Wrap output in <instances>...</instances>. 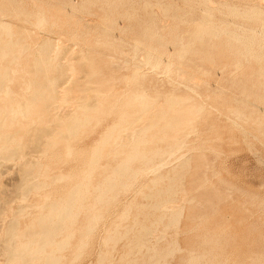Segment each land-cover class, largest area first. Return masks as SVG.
Returning <instances> with one entry per match:
<instances>
[{
    "label": "rangeland",
    "instance_id": "obj_1",
    "mask_svg": "<svg viewBox=\"0 0 264 264\" xmlns=\"http://www.w3.org/2000/svg\"><path fill=\"white\" fill-rule=\"evenodd\" d=\"M145 1H147V0H0V10H2L1 12H3L4 14L5 13H8L7 15L5 14L6 16L3 13H0V18L2 17L3 20H4L3 21L2 18H1V21L2 22H6L7 21V23H8V21L11 22V24L9 23V25L11 26L12 31L15 30V33L17 32V34L19 35V38H22V37H25V36L27 37V35L29 34L28 35V38L30 40L28 38L27 39L29 41H32V42H29V41L26 42L25 41V38L26 37L24 39L22 38L23 39V42L25 41V43H26V44L23 43V44H25L24 46H25V50H26V55H24L25 52H23V53L20 52L19 55H18L20 59L18 58V60H17L20 63L17 62L16 65L15 64L14 65H11L13 67L10 68V70H13V71L16 70V72L14 71L16 75L13 72L9 71V73L11 75L10 77H11V79L14 80V82H13V80H9L7 82V86H8V88L10 90L12 89L11 92H12V94L13 93L15 94V95L13 94L14 97H17V99L23 100L24 98H26V97H28L29 95L32 94V91L30 89L27 88V91H26V84H27L26 83V79H28L29 76L31 78V76L33 75L32 71H33V68H34V63H35V61H37L39 59V58H37V56L39 57V55H40L39 52H38L39 51L38 48L40 49L41 44H43L44 41L46 39H48L47 36H49V39L52 37L53 42H54V45L55 46L58 45V47L57 46L56 47L58 49H60L59 44H57V43H60L59 41H61V39H62L63 36L67 37L66 34H68V37L70 36L69 37L70 39H68V37L67 38H64L63 37V39H62L61 42L64 41L66 44L62 43V44H64V46L62 44H60V45H62L61 46L62 48H64V47L67 48V50H66L67 57L65 59V56L66 55L63 53L65 55L63 57V55L61 53V54L57 55L58 58L55 57V59H54V60H56V58H57V60H56L57 63L56 62H53V63L59 65L60 60H61L60 57H61L62 58L61 62H64V63H62V64L60 63V64L65 67L63 69L66 70V73H68L67 75L68 76L70 75L71 83H72V81L75 82V85H74L73 90H75V89L76 90L75 91H72L68 96L70 97V95H71L70 98L75 99L77 97V93H74V92H78V94H79V92H81V90H79V89L80 88L82 89L83 87H85V85H82V83L83 84H86L88 81H91L92 79H93V82H90V83H93L92 86H95L96 85L95 86L96 88L102 90V92L99 93V95H101L103 93L102 94V97L101 96H98V100L99 101H97L98 103L101 101L100 103H101V107L103 109L101 108V110L99 112L100 114L98 113L99 115H97L98 117H96L97 120L95 119V121L93 122V125L90 124V125H87L88 127L86 126V127L82 128V130H81V132H80V134L78 136V139H77L78 141H75V142L73 141V143H72V154H74V155L71 154V156H73V158L69 155V157L72 158L71 160L70 159L69 160L66 159V158H68V156L67 155L65 156V154H66L65 147L59 145L56 148H50V149H48L47 151L49 152V150H50V152H49V154L48 153L46 154L47 156L46 155L42 156L40 154V153H44L45 154L47 152L46 149L44 151H42V152H38L37 153V155H38L37 157L38 158L36 156H34L36 154L34 150L28 149V150L25 151V155H24L25 158L24 159L22 158L23 160H20V161H17V162L14 161L15 163H13V165L17 164L18 162L20 164L22 162L29 161V160L36 161V159H37L39 161L41 159L40 160V163H42L43 166H46V164H47L46 167H48V169L50 171L49 173L51 175H53V176L54 175H61V176L64 175V176H66V174L69 173V172H70L69 174L75 173V176H78L79 175L78 176L79 178L78 177L77 178L80 181V179H81L80 177H81L82 173H84L83 172V169H84L83 167H86V165L89 167L88 164H90V163H86V159L89 160L88 157H90V156L93 155V152H94L93 149L94 148L97 149V147L100 148L102 146V140H103V137H104L103 134L106 135V137H107V133L105 134L104 131L109 132L110 130H108V128L109 129L113 128V126L116 125V122L122 124V121L124 120V118H123L124 115L121 112L123 110H125L127 112H124L123 111V113L125 115H126V113H128V115L125 116L126 117L125 118L126 122H124L125 124H122V125H127L126 123H128V121L129 122L130 121L132 122L133 121V118L135 119V117H138V116H136L137 113H138V110H139V109L137 110V108L139 107L140 109H142V107H140V104H138V103L139 102H142V101H139V102H136V103H131V106L129 107V105H127V103L129 104V98L131 99V97L128 96L130 93L133 95V96L132 95H130V96L134 97L133 91H135V94L142 93L144 91L145 93H143V94H145V97H147V95H149L148 97L151 96L153 98L152 99V98H148L147 97V101L150 99V100H154V102L157 103V104H153L154 102L152 101L151 104H153L154 107L156 106L158 108L161 105V104L158 105V103H162V105L164 104L163 107L166 105V108L167 109L169 108V106H167V101H168L167 99H169L171 96H172L171 98H174L173 97L174 96L173 94H176L175 95V98H176L177 95L179 96L180 99L185 97L184 98L185 100L182 101V108L185 109V111L187 109L188 110L189 109L190 110H195V109H193L194 107L200 108V107L204 106L205 108H204V110H202L201 113H196L195 112L196 114L194 115V117H192L193 116L192 114H191L192 116L191 115H188V117L186 116L187 118H185L183 116L186 119V120H184L183 123H185V121H187L186 123H188V124H184V126H183L182 123H181L182 126H180V128H178V130L174 129L175 130V133H174V130H170L174 134L177 133L176 135H173L170 131L168 133L167 130H161L160 129V126L165 125V124H163L164 123L163 120H160L159 121V122H161V124L159 125V128H156L155 127L156 130H157V132L155 131L156 134L158 133V129L161 130V131H159V134L160 133L161 134H165L164 131H166L168 133L169 137L166 138L165 136H167V135L165 134L164 137H163V139L164 138L165 139L170 138L171 140H168V141L169 142H171V141L173 142L172 139L175 138L174 141H177L179 139L178 141L184 142L183 140L181 141V139L184 138V140H185V143L184 144H185V146L187 144V146L186 147L183 146V147H185L184 148L185 150L184 149L183 150H180L181 152H179L178 155L175 158H171L170 159L171 160V163L172 162L173 163L177 162V163H175V164L172 163L171 164L170 162L167 161L166 164L168 163L169 165H166L165 164L167 166V167H164L165 169H163L164 164L162 166H160L161 164H158L157 166H160L159 169L162 168L163 171L160 173V172H158L159 169H157L158 171H156V172H158V173L155 172L154 174H152V175H155L156 174L157 176H160V177H161V175H163V177H165L167 175L166 173L170 172L168 174H171V171H172V173L174 172L173 170L176 171L173 174H175V175L177 174L176 175V179L177 180L180 179V181H177V180L176 181L177 182H180L181 185H180V183H177V192H176L177 194L176 193H173V194H176L175 196L173 194H169L168 193L171 196V202L172 203L170 202L167 207H170V204H172L171 206H173L174 203H175L174 206L176 204L181 205V207L184 206L183 207V210L181 208V210L183 211V215L180 217L179 225L178 224H175L174 225L175 227L176 226L177 227L179 226V227L178 228L177 227L176 228L175 227L173 228V225H172L171 227L173 229L172 228L169 229L170 226L167 223L170 222V221H168L170 219H168V220H166V219L169 218L168 217L169 215H171V214H169L170 212H168L170 210L167 211L166 209H155V205H156L157 202L153 198H151V197H153V193H154L155 189H158V191H159L160 188H163L162 186H165L166 185V186L169 187V184L166 181H168L170 179H168V180L165 179L163 182L161 181L162 183L160 182L159 184L158 183L155 184L152 180L155 178L154 179V181H155L157 178L159 179V177H155L156 176L155 175V176H153L154 178H152L151 172H149L150 175H148L149 173H147L148 172L147 171L145 173H147L148 176H146L145 173H144V174H142L140 176L139 179L137 178L134 181V183L132 182L134 184V187L133 188L131 187L133 185L132 184V185H129L131 188H128V187L126 188L127 190L129 189L128 191L125 190V192H124V191L121 190L122 192L121 191L118 192V194H119V196L117 194V198L118 199L115 197L116 201H115V199H114V201H112L111 207H108L109 208V211L108 212H105V210L107 211V207L106 206H110V203H108L109 205H104L105 206V207L103 206L104 208L102 207V208L98 209V207L97 208L94 207V209H93L92 208L93 207L92 205L94 203V198H91V196L88 197V199H91V200L87 201V203L90 202L89 205H91V207L88 206V208H89V209L87 208L88 209V212H85V214L84 213L81 214L78 217V220L76 218L77 221L74 220V223H77V224H74L73 225V229L71 228V230L72 231L74 230L75 235L73 236L74 238H71L70 241H69V246L67 247L68 248V251L65 248L66 251L64 250V251H62L63 253H61V252L59 253V255H61V257L62 256H65V258L62 257V261L61 262H64V264L66 262H67L66 264H143V263L144 264H149V263H151L154 260V259H152L154 256L160 255L162 257V259H161V263L162 264H190V263L191 264H195L193 262H198L197 264H200V261H201V264H203L205 260H206V262L207 261L209 262L211 259L215 258V253H216L217 254L216 256H218V257L215 258V259H213V260H211V262L215 260L214 261L215 264H217L219 261H221V262H219L218 264H220V263H222V264H225V263L226 264H240V263L241 264H250L251 262H253V264H257L258 262L260 263V261H261L260 264H264V103L260 102L261 100H263V102H264V80H262V77L264 78V74L263 75L262 74H259L260 72L264 71V68H263V70H260V69H262L261 67H262V63L264 61V56H262L263 59L261 58V60H262L261 63H260L261 60H258L259 62H256V61H254L256 59H253L252 57L251 58L253 59V61H252V59L250 61H247V60L250 59V57L247 56L249 59L246 58L245 55H248V54H246L243 51V49L242 50L240 49L241 47H244L243 46V43H240L239 42V46H238V41H237V44L236 43H232V42H235V40L233 41L228 36V39L231 42L230 43V42H228L229 40L227 41V35L221 34L222 36H218L219 39H218V37L217 38L215 37L216 43L221 40L220 41V45H218L219 43L218 44H215V41L213 40L214 37L212 38V36H206L204 38V40H206V43H208V44L210 43L209 44V49H208L209 51L207 53V56L206 57H203V60H202V57H199V56L197 58H195L196 60L194 59L195 61L193 60V62H191V64H190V66H192L191 69H190V66H189L188 67V70L190 69L189 71H191V70L194 71L193 73L191 71V73L194 74L195 76H197L196 74L199 75V73H201L202 71L205 72V70L206 71L208 70L210 72V74H208L209 72L207 71L206 73H204V75L207 74V76L205 75L204 78H209V81H208V79H206L207 81L206 80H203V76H202L203 75L202 74L203 72H202L201 75L198 76V77H200L201 80H203L202 81L203 84L201 82L202 85L200 84L198 87L192 88L191 90L190 89H187L188 87H186V86L188 84H185V82L183 83V81H184L183 79L184 78L182 79L180 77V74H181V76L183 75L182 74V71H181V69L183 67V63L178 58L179 57V53L178 52L182 48L181 45H184L185 46L186 43H187V41L189 43V41L192 39V37H191V39H189V37H190L189 35H191L189 33L192 32V31H194V32L197 31L198 27H196V25L197 26H198V24L200 25V23H198L197 20H198V18L203 17L201 15H203L202 14V11H203V13L205 12V9L206 8L204 7L205 9H203V6H205V5H203V6L201 5V2H202L201 0H199L200 3L197 0H193V1L196 2V4L193 5V7L195 6L194 7L195 10H196V7L198 6L197 11L194 13V9L191 6L192 5L191 3H193L192 0L185 1V2L183 0H176V1L175 0L174 1L173 0H164V2H161V4H160V1H163V0H159V1L153 0L154 3H152L153 2L152 0L151 1H148L147 3H145ZM171 1L178 2V4L175 3V5H176V7L178 5L181 8L180 11L183 12L182 15H184V13H185L184 11H186V10H187V12H190V7H191V11H193L192 12L193 13L192 16H190L189 13H187V12L185 14V17L182 16L181 15V12L179 11V8L177 7L178 10L176 11V13L174 11V14H173V11H170L169 13L166 14V15L169 14L168 17L166 16L168 18L167 19L166 17L164 18L165 14L162 11L161 12L164 15L162 16L161 13L159 14V11H158V9H156V7L153 8V9H155L153 11L151 8H149V7L146 6V5L151 4V3H152L151 5H156V3H157V5H161V6H164L166 4L165 7L173 6V10H176L177 8H175L174 3L171 2ZM233 1L234 0H231V2L229 0H226V3H225V1L223 2V0H221V2H220V0H217V1L215 0L214 1L215 3H214L213 6H215L216 3L219 2L218 5H216L217 8H218V6H219V8H221L220 6H222V5H223L222 6L223 8L225 6H226L225 8H227L229 4L233 3ZM170 2H171V5H170ZM18 3H22L23 5H21V4L19 5ZM33 3L35 4V6L37 8L34 7V4ZM197 3H198V5H197ZM59 4H61L62 6L59 5ZM67 4H74L75 5V9L72 12L73 14L71 12H70L71 14L69 12H68L69 14L68 13L63 14V12H66L63 6H65ZM199 4L202 6V9L201 10H199L201 8V6ZM14 5H16L18 7L14 6ZM10 6L11 7L14 6L12 8L15 11L14 13L11 10ZM19 6H21V7H19ZM49 6H51V8ZM142 6H144L143 7V10L141 8ZM15 7L17 9L18 8H24V9H18V10H20V12L23 13V14L21 13V15H23L25 17L19 15V16H21V18L20 17H19L20 19L19 18H16L17 22L15 21V19H13L18 14L17 13L18 10H16ZM26 7L28 9H25ZM33 7L35 8L34 10H33ZM38 8H40V12L38 11L39 12L38 13L39 15L37 14V11H35V10H39ZM182 8L184 9V11H182L183 10ZM242 8H240V9H242ZM4 9H7L8 12H6V10H4ZM31 9H32L33 12L31 11ZM147 9H148V11H147L148 13L146 12ZM224 9L221 8V9L215 11V16H216V13H218L217 15L219 16V18H216V20H215V18H213V22L214 21H216V22L220 21L219 19H220V16L221 15L219 13H221V11H222V13H224V12L225 13L226 12L228 13L229 12L227 9H226L227 11L224 10ZM21 10H23L24 12L21 11ZM155 11L157 12V14H154V13H156ZM27 12H28L29 15L31 14L30 15V20H29V15L27 14ZM41 12L46 17V18L43 17V20H44V18L47 19V20H46L45 24L42 25L44 28L41 26L42 28L41 27L38 28V29H40V31L38 29H36L37 30L36 31L34 29L37 28V26H40V25H37L36 26V24H38V22L36 21V19L37 18H41L43 16L41 14ZM9 13H12L14 15V16L13 15L12 16H9L10 18L13 17L12 18L13 20L8 19V15H10ZM15 13H17V14L15 15ZM33 13L35 14L34 16L36 18L35 19L36 22L31 21L32 19H34L33 15H32ZM60 13H62V14H60ZM170 14H171V16L172 15H177L179 19L178 18H174L173 16L171 17ZM194 14H195V16H194ZM26 15H28V16H26ZM150 15L152 16V18L154 17L153 19L152 18L151 19L153 21L155 19L156 21H154V23H157L160 28H158V26L156 24H154L152 20H149L148 17H151ZM222 15H224V14H222ZM227 15L228 14H226V16ZM51 16H52L53 19L50 18ZM65 16H66V18H65ZM103 16H105L106 18L103 17ZM179 16H182V18L180 19ZM226 16L224 15V17L225 18H228V19H224V18L222 19L223 16L221 17V20H225V22H226L225 23L223 21L224 23H222V24H224V25L226 24L227 25V23L230 22L229 23L230 25H227V28H224V27H226V25L225 26L222 25L223 27H221V29L223 28L222 30H224V29H229V30L232 29V30H234L232 27L230 28L228 26H231V24H232L231 20H235V18L233 19V17H231L229 15L227 17ZM6 17H7V19H6ZM58 17L61 20V22H59V23H58V21H60V20L58 19ZM22 18H23V21L24 22L22 21ZM24 18H27L28 21L26 19H24ZM68 18L74 21V24L75 25L73 27H71L72 25H70V27L72 29L69 27V24H73V21H69ZM147 18H148L150 24L148 23ZM236 19H238V18H236ZM20 20H21V22H20ZM37 20L40 21V19H37ZM65 20H68V21H65ZM180 20H182V21H180ZM195 20H196V22H195ZM240 20H242V19H240ZM41 21H42V18H41ZM186 21H189L190 23L189 22H186ZM199 21L201 22V18H200ZM236 21H234V26H235V24L236 25H238V24L241 25V21H240V23H238ZM242 21H243V23H242L243 25L246 24V26L249 25L248 28L251 27L252 24H250V23L247 24V22L244 21V20H242ZM30 22H31L32 25L29 24ZM49 22L51 24H49ZM52 22H53V24H56V25H53ZM62 22H65V23L67 22L66 25L68 24V26L65 27L66 25L65 26H64V24L62 25ZM221 22H218V24H221ZM33 23H34L35 26H33ZM46 23L49 24V25H47ZM120 23H122V24H120ZM147 23H148L149 26L147 25ZM163 23H165V25L162 26ZM195 23H197V24L195 25ZM59 24H61L63 26V28H62V26L59 27L58 26ZM113 24H114V26H112ZM151 24H153V25H151ZM27 25L28 26H32V28L31 27H27ZM44 25L47 26L46 28H48V29H45V26ZM214 25H216V23ZM50 26L51 27L55 26V27L51 28ZM104 26L108 30V37H106L107 35L104 32V31L107 32V30L104 29L105 28ZM232 26H233V24H232ZM56 27H57V29L59 28L58 30L60 32L55 29ZM148 27L149 28L152 27L154 29L153 31H155V29L157 28V30H156L157 33H155L156 32L155 31L154 34L152 33L153 35L149 34V32L151 33V29L152 28L149 29ZM200 27H199V29H200ZM237 27L235 28L234 31H236ZM241 27H242L241 29L244 30V27L245 26H242L241 25ZM29 28L31 30H34V31H32V32H34V34L32 32H30L31 30H28ZM60 28H62L63 30L65 28H66L65 30L68 29L66 31L67 33L64 34L65 33V30L63 31ZM164 28H165L166 31H165V34H163V35L161 34L162 36L160 35L161 38H164L163 40H161V38L157 34H158V32L159 33H162V31H164ZM42 29H44V30H42ZM99 29L102 30L103 32L99 31ZM144 29H146L145 30L146 32H144ZM147 29H149V30H147ZM167 29L168 30L170 29V30L167 32ZM217 29H220V25H219V27ZM241 29H237V30H240L241 31ZM22 30H24V31H22ZM26 30H27V32H26ZM79 30H80V33H78ZM110 30L111 31L114 30L115 33L114 32H109ZM53 31L54 32L56 31L55 34H57V32H58V34L55 36V34H52V33H54ZM68 31L70 32V34H69ZM74 31H76L81 36V38H83V37L85 38L84 35H86L87 37H89L90 42H94V41H95V43L96 42H99L98 44L96 43L98 46L97 45L96 46H93V43L88 42L89 39H87V41H83L86 38L85 39L83 38V40H82L83 42H81V40H79V42H77L76 40L79 39L80 36L78 34H77V36L73 35V34L76 33ZM85 31H87V32H85ZM98 31H99V34H97ZM134 31L136 32V34H135ZM40 32H41V34L38 36V34ZM42 32H43V34L45 36H43ZM45 32H47V33H45ZM48 32H50V33H48ZM61 32H62L63 35L61 34ZM83 32H84V35L82 34ZM133 32H134V34H133ZM137 32H139V33H137ZM142 32H144V33H142ZM173 32H174V34H173ZM85 33H87L89 36L87 34H85ZM102 33L105 35V37L103 36ZM145 33H148V36H153V37L152 38L151 37L150 38L149 37L148 38L147 37L145 38L144 36H147V34H145ZM17 34H13L14 39L17 38V36H18ZM59 34L62 37H60ZM142 34H144V35L142 36ZM3 35L0 34V36H2L3 38L4 37L6 38V35H4V36ZM15 35H17L16 38H15ZM30 35L32 36L31 38L29 37ZM156 35H157V38H158L157 41H156ZM192 35H194L193 32H192ZM73 36L76 37V38L78 36L79 37L75 40ZM132 36H133V39H132ZM2 37H1V39H3ZM96 37H98V40L99 41L96 40ZM7 38H6L7 41L10 40L9 39L10 38L9 36ZM57 38L60 39V40L57 41L58 40ZM186 38H187V40H186V43H185L184 40ZM1 39H0V41H1ZM130 39L131 40H134V41L135 40H138V42L139 41L142 42L141 40H143V43H140L139 42L140 49H138V50H141L143 48V50H141L139 52L136 51L135 50V44L137 43V41H135V44H134V42L131 41ZM147 39H148V41H147ZM210 39H211V41H210ZM6 40L4 42H6ZM178 40H180V41L177 43ZM40 41H43V43H41ZM158 41H160L161 43H162V41L165 42L166 43V46H168V49H167V47L165 46L164 43H163L164 46H162L160 43H158ZM226 41L229 44H232V46L233 45H236L233 48H235V47L237 48V46H238L239 48H237V49L239 51L237 52V50H232V47L230 49V46H228V43H224ZM76 42L79 45H77ZM86 42H88V43H86ZM146 42H148L151 46L153 44L154 49H152L153 48L152 47L151 50H150L149 49L150 48V45H148V43L146 44ZM155 42H156V49L157 50L155 49V45H154ZM3 43L0 42V47L3 45ZM27 43H28V45H27ZM103 43H104L105 46H103ZM39 44H40V46H37ZM123 44H124V47L125 48L127 47L126 50H125L124 47H123L124 49L123 48L121 49V47L123 46ZM128 44H129V46H128ZM131 44L134 45L133 46L134 48L132 47ZM141 44H142V46L146 45L145 47H147L150 52L147 51V53H144L143 51L147 50V48L142 47ZM176 44H178V45L180 44L179 45L180 49H179V47ZM224 44H225V46H224ZM241 44H242V46H240ZM65 45H67V46H65ZM160 45L162 46V50H161L160 47H158ZM215 45H216V49L214 50ZM29 46H30V49L27 50L29 48ZM36 46H37V48H36ZM75 46H77V47H75ZM217 46H219V47H217ZM129 47H132L131 48L132 50L134 49L133 50L134 51L133 53H130L132 51H131V49ZM176 47H178V50L179 51L177 49H174ZM72 48H74V50ZM87 48H89V49H87ZM158 48L160 49V52L161 51L164 52L162 55L165 54V56H164L163 59H165L167 57L165 59L166 61L162 59V61H161L162 64H160V67H158L157 70H156L155 67H149L147 65H143L145 67H141L142 69H140V71H142V73H141L142 76L140 77V80H141V78H142V80L141 81L139 79L137 80V81L140 82V84H139V82L137 83V81H136L137 84L134 83L135 85L132 84L134 86L131 85L132 87H134V89L136 88L137 91L134 90L132 87H128L131 84V83H129L130 81L128 79L136 71L135 70L136 69V65H140L139 62L141 63L142 60H144L146 58V56H147V55H144L145 58H142L141 56H143V54L141 52H143L144 54H148V52H149L148 56H153V55L155 56V55H158L160 53ZM255 48H256V50L257 49L259 50V51L257 50V52L261 53V55H264V51L261 52L263 50V49L261 50V47L259 48L258 46H256ZM35 49H37V50H35ZM90 49L91 50L94 49V51L93 50L90 51ZM83 50L85 52H83ZM87 50H88L89 53L87 52ZM122 50H124L126 53L123 52ZM127 50L128 51L130 50L129 53L127 52ZM155 50L158 51V52H156ZM172 50H174V52ZM231 50L233 52H231ZM74 51H77V52H74ZM118 51L123 52L122 55H120L121 53L118 52ZM176 51H177L178 54H176ZM27 52H28V54H27ZM72 52H73V55H72ZM95 52H97V53H95ZM154 52H156V54H153ZM209 52L210 53L212 52V53L210 54ZM240 52L241 53L243 52L242 53L243 56H242V54ZM79 53H80V55H78ZM127 53L129 55L131 54L130 55L131 57L129 56V60L127 59V56H128ZM136 53H139L140 60L137 59L139 57H138V55L136 56ZM140 53L142 55H140ZM167 53H168V56L169 57L167 56ZM173 53L175 55H177V56H173L174 55ZM239 53H240V56H239ZM27 55H29V57ZM72 56H73V58H72ZM81 56L84 57V58L89 59V61H91V59H93L91 61V62H94V66L92 67V71H93L92 73L93 74H91V73H89V75H88V73L86 74V72L84 71V69H86V68L84 67V63H83V61L85 59L84 58H81ZM90 56H92V57H90ZM133 56H134V58H132ZM170 56H171V59L169 61L168 59L170 58ZM21 57L23 59H21ZM34 57H36V58H34ZM214 57H215L216 60H214ZM1 58H2V56H0V60L3 59L2 61H0V64H1L0 65V70L3 69V68H5V67H7V65L9 64L8 63V61H9L8 58H6V59L5 58H2L1 59ZM24 58H26V59H24ZM74 58H76L77 60L79 58V60L78 61L77 60L71 61V59H74ZM176 58H178L179 62H178V60ZM244 58L247 59V60H245ZM63 59H65L66 61L63 60ZM80 59H84V60L81 61L83 64L80 63ZM131 59H136V60L134 61V60H131ZM197 59H198V61H197ZM76 61L79 62V63H74ZM125 61H126L127 64L125 63ZM137 61H139V62H137ZM163 61H164V63H163ZM239 61L240 62H243V63H241L243 66L242 65H238L240 63ZM65 62H66L67 65H64ZM171 62H174V63H172L173 66L171 65ZM176 62H178V63H176ZM4 63H5V65H4ZM69 63H71V64L74 63V65H69ZM167 63L170 65V67L172 66L171 69H174L175 71H177V69H178L179 71H177V72L179 74L177 72H175V71L173 72V70H172L171 72H172L173 75H171L170 74V71H169V70H171V69H169L170 68L169 65H168L169 68L167 67L168 69L165 67V65L167 66ZM175 63H176V66L178 64L177 67H175ZM54 64H52V66ZM196 64L198 66H200V67L201 66H203V67L205 66L204 69L205 68L206 69L203 70V67L197 69V65ZM61 65H59V66L61 67ZM77 65H78V67L80 69L79 72L77 71L79 69H76V71H77L76 72L75 71V68H74V71L73 72L70 71L71 74L72 73H75L76 74V77L74 78L73 76H75V75L73 74V76H72L71 74H69L68 69L69 70H72L73 68L71 66H77ZM92 65H93V63H92ZM133 65H135V67ZM161 65L164 68H166V69H164ZM236 65H238V66H236ZM82 66L84 67V69H83ZM235 66L238 67V68H240V67H242V68L236 71ZM263 66H264V64H263ZM54 67H55V65H54ZM78 67H76V68H78ZM148 67L151 68V69H149ZM193 67H195V68L193 69ZM20 68L21 69L23 68L22 69L23 71ZM144 68H146V69H144ZM160 68L164 69V71L166 70L165 73L166 72H169V74L166 73L167 74L166 75L164 73V71L161 70ZM143 69L144 70H147V73H150L151 75L146 74ZM154 69L157 72H159V73H157V72L155 73L154 72L155 71ZM150 70H152V71H150ZM160 70L163 71V72H160ZM195 70H196V74H195ZM26 71L28 72V74H27ZM94 71H95V75H94ZM143 71H144V73H143ZM17 72H19V73H17ZM29 73L31 75H29ZM51 73L53 74V72H51ZM77 73H79V74H77ZM17 74H21V76H22V74H24V77H25L24 80H25V82L23 81V79L21 80L23 82L19 81L21 83L20 85L22 87L21 86L19 87V82L16 81V80H20V77H18ZM81 74H83V76H81ZM143 74L146 75V76L149 75V77H147L148 80H147V78H145L146 80H144V75ZM14 75H15V77H14ZM174 75H178L177 76V80L178 81H176V76H174ZM90 76H92L93 78L90 77ZM120 76H122V77L124 76L125 77V78H123L124 80ZM166 76H169L171 78L172 77H175V78H172V79H174L172 81L171 78L169 79ZM259 76H261V77H259ZM32 77H34V76H32ZM22 78H23V76H22ZM30 78H29V80H30ZM85 78H86V80H85ZM260 78H261V81H260ZM256 79H258V81ZM180 80L182 81V83H181ZM84 81L86 83H84ZM125 81L128 82V83L126 82V86L128 87V89H126V86L124 85L125 84ZM142 81L145 82V83H147V85H145V83L143 84ZM175 81L177 83L179 82L180 84H183L184 86L179 85V84L177 85V83L175 84L174 83ZM259 82H260V84H259ZM15 84H17L18 87L15 88V86H16ZM80 85H82L83 87L80 86ZM136 85L137 86L140 85L138 87L141 90ZM141 85H143L144 87L141 88L142 87ZM144 88H145V90H142ZM198 88H200V89H198ZM194 90H195V92H194ZM191 91H193V93H191ZM158 93L161 94V95L159 96ZM72 94L73 95L76 94V96H73L72 97ZM168 94H170V95L168 96ZM165 95H167V96H165ZM261 95H263V96H261ZM80 96H81V99H80ZM80 96L78 95V97H77V100L78 101L76 99L75 100L72 99L73 101H71V99L68 98V102H70L71 104H74L73 106H77L78 107V105H80L78 103L79 102L81 103L82 102V99H83L82 98L83 95L81 94ZM127 96H128V98H126ZM153 96H155V98H160V101L158 102L157 99H156L157 100L156 101ZM187 96L188 97L190 96L191 98L190 97L188 98ZM164 98L165 99L167 98L166 99V104L163 103V101L165 100ZM179 98H177V99H179ZM186 98H188L189 100L190 99H192V100L189 101V102H187L188 99H186ZM258 98L260 100H258ZM1 99H0V108H2L3 105H4V103H5L3 97H1ZM79 99H80V101H79ZM115 100H117L118 102L120 101L119 103H117L116 108H114L115 106L113 107V105L116 104L115 102H117ZM121 100L124 101L123 103H126L125 104V107H128V110H130V111H128L127 108H124V105H121L122 104V101ZM104 101H106V102L110 101V102H108L106 104ZM147 101H146V104H150L149 103L150 101H148V103H147ZM102 102L104 103V106L106 104V107L109 104H113V105H109L106 108V107H103L102 106V104H103ZM143 102H144V100H143ZM143 102H142V104H143ZM185 102H187V103H185ZM67 103L65 104V107H63L64 110H62V108H61L64 104H62L61 107H59V105L56 106V107L57 108H60L62 111H65V108H66ZM70 103H69V105H71ZM132 104L133 105L135 104L134 105V108L132 107ZM119 105H121V106H119ZM144 105H145V103L143 105H141V106H144ZM197 105L198 106L201 105V106L198 107ZM73 106H70L69 107L70 109L67 107V109H66V112H68L67 114H71L70 112H72L71 110H73V108H74ZM56 107L53 106L51 108L50 113L52 111L58 110V109H55ZM111 107H112V109H110ZM156 107H155V109H156ZM119 108L120 109L123 108V110H121L120 112H118L119 111ZM135 108H136V115L134 116V115L131 114V112L133 114H135V112H134L135 111ZM75 109H78V108L75 107ZM133 109H134V111H133ZM160 109H162V108H160ZM164 109H165V107H164ZM167 109H165V110H167ZM61 110H60V112H62ZM69 110H70V112H69ZM156 110H159V108L156 109ZM77 111L78 110H76V111L74 110L72 112V114H74ZM238 111H239V113H238ZM56 112L58 114H56ZM56 112H52L50 114V115H52V114L56 115V116H54V115L49 116L50 119L47 118V116L49 115V113L44 114V113L40 112L41 114H43L42 115L43 118L40 117V115L38 113V116L37 117H36V114L34 115V117L31 116V118H29V122H28V119H25V118H21L20 117V119H19L20 121L17 120L16 122H13V124H11L9 126V128L7 129L6 132H8L11 135L13 133V135H16L17 138H20V135H21L22 138H24L27 141L29 139V141H30L31 139H34L35 138V136H34L35 135V132H38V130H39L40 127L41 128L42 127L44 128V127L49 126V124H47L49 122V120H50V124L51 123H54L53 125H55L56 124L55 122H58L59 121V118L63 117V114H61L58 111H56ZM62 113H64V112H62ZM138 114H140V113H138ZM170 114H172V113H170ZM121 115H122V117L119 118V116H121ZM197 115H198V117H197ZM127 116H129L128 121H127ZM130 117H132V118H130ZM56 118H58V119H56ZM98 118H99V120H98ZM103 118H105V119H103ZM122 118H123V120H122ZM37 119L40 120V121H38ZM42 119H43V121H42ZM100 119H102L101 120L102 122L100 121ZM188 119H190L191 121L188 120ZM18 121L20 122V125L21 126L17 123ZM33 121L35 122L34 125H32L34 123ZM258 121L262 122L263 124L262 123L260 124ZM36 122H37V124H36ZM189 122H192V123H189ZM233 122H235V123H233ZM256 122H257V124H256ZM27 124H29V125L31 124V125L30 126H27ZM94 124H96L97 126L94 125ZM13 125L16 126L15 129H14V126ZM190 125H192V126H190ZM94 126H96V128ZM33 130H35V131H33ZM153 130L154 129L152 128V131ZM16 131L19 133L18 135H17ZM28 131H29L30 134L28 133ZM89 132H90V135H88ZM91 132H92V134H91ZM155 132L152 133L151 132V129H150L149 131H147L144 134V137H146L147 139L149 138L148 140H151L153 137L154 138L156 137V136H153ZM110 133H111V131L108 133V135ZM181 133H183V134H181ZM25 134H28V136L25 135ZM81 135L84 136V138H80ZM100 135H102V136H100ZM162 136L163 135H161V138H162ZM100 137H102L101 142L99 140ZM106 137H104V138H106ZM156 138L160 140V138H158V137H156ZM156 138H155V140H157ZM95 140L97 141L96 143H95ZM152 140H151V143H152ZM166 141L167 140H165L163 142H166ZM168 141L166 142L167 145H166V143L161 142V145L159 143H157V145L158 144L159 145H158V147L157 146L156 147L157 148H160V150H163V147L169 146L168 145ZM155 142H158V141H155ZM173 143H175V142H173ZM99 144H101V146ZM111 144H112V146L114 148H117V146H118V145L117 146L116 145H113L114 144L113 141L111 142ZM153 144L156 145L154 142L152 144H149L150 146L148 145V143L145 145L146 147H150V148L152 146L151 149L148 148V151H150L149 153H152L155 150V149H153ZM169 144H171V143H169ZM95 145H97V146H95ZM145 146H144L143 150L146 149ZM92 147H94V148H92ZM108 147H109L110 150L108 149V151H107L106 148H108ZM124 147L126 149H128L126 146H124ZM156 147L154 146V148H156ZM157 148H156V150H159ZM121 149H123V148H121ZM126 149L124 151H126V153H127L130 148L128 150H126ZM75 150H76V152H74ZM115 150H117V149H115ZM103 151L108 153L109 151H113V150H112V148L109 145H107L104 148ZM26 152L27 153L30 152L31 155H29L30 153L27 154ZM104 152H103L104 155H102V156H105L106 155L105 157H107L109 155L108 156L109 157L108 159H110L111 157H113V154L116 153V151L115 152H110V154H107V153H104ZM60 154H61V156H60ZM182 154H184V156H186V155H188V156L184 157V156H182ZM123 155L125 156L126 154L123 153ZM123 155L121 156V154H120L118 156L116 155V158L114 157L116 159V163L117 164L114 163L115 162V159L114 158H113V160H114L113 163H111L113 161L112 159H110L112 161L109 160L110 164H112V165L114 164V166L111 165L112 167H110V164H108V162H107L108 159L105 158L107 160L106 161V160H104V157L101 160H104L105 162L101 161L100 164H101V166H104L105 164H103V163H106L109 166L108 165L107 166L105 165V166L106 167H110V169H111L113 167H116L117 165H119L122 162V160L125 158ZM180 155L184 158L183 161H182L181 158H179ZM82 156H84V157H82ZM119 156H121L122 158H119ZM189 157H190V159H189L190 160V163H187L186 165L190 164V167L188 165L187 166V169H186V165H185L184 161H185V159H188ZM177 158H178V160H177ZM118 160H119V162H117ZM189 160L188 161L186 160V161L189 162ZM64 161H67V162L65 164H63ZM156 161L159 162V160H156ZM180 161L182 163H184L185 170H183L184 169L183 167H182V169H179V168H181V165H182V163ZM82 162L83 163H86V165L85 164L84 165L82 164L83 166L79 167V165H81ZM87 162H89V161H87ZM6 163H5V165H8V166H5L2 169L6 170L7 169L6 167H9L10 166L9 168H11V170H6V174L5 175L1 174V172H0V199H1V197L3 198V199L0 200V202L2 201L6 205V207H7V208L5 207V209H6L5 211H4V208H3L4 206L3 207L1 206V208H3V209L0 208V247H2L3 246L2 244H4V242H3V241H5L4 238H7L8 237L7 233L5 234V230H7L6 227L9 224V220L11 222L12 219H13V216H15V215H12V214H14L13 212L18 209V206H19L20 209H21V206H22V209H24V208L26 209V210H24V213H23V210H22V213L21 212H18V214H17V211L19 209L15 213L19 217L20 230L21 231H24L25 229H27L26 227L31 226V224H33V223H35L37 221V219H36V218H38L37 216L40 217L41 215H44V214L47 213V209H45L44 211L42 210V208L40 209L41 205L43 203H45V201L42 200L43 198L45 199V197H46V195H45V197H43L45 193H47L49 195H51L50 193H52L53 195L56 194L58 196L64 195L62 199H61V197H58L56 195H54V196L52 195L53 197H48L49 195H47L48 202H55L53 199H55V200L58 199V200H56L58 202L59 201V198H60V201L66 199L67 196H65V194L68 195V193L74 188V186L79 183V182H77L78 180L76 181L77 178H75L72 175L73 176V180H69V181H71V182L76 181L77 183L76 182H74L75 184L70 183L71 184L70 187H68L66 185V183L68 184V182H69L66 179L65 180L67 182H65L63 180L61 183L60 182H57L56 184L54 183V185L51 183L52 185L51 184H48L47 186H49V187H46V189H44L43 191H41V192H34L35 194L34 193H31L30 196L28 197V199H25L24 200L22 198V200H24L23 203H22L21 198L17 197L18 198V201H16L17 200L16 198H14V197H16V195L14 196V188L16 189L17 188V185H20L18 182L20 181V179H19L20 177L19 176L21 174V168H20L19 164L13 166L11 161H9V164H8V162H6ZM100 164H99V166H100ZM136 164L138 165V163H136ZM178 164L180 166L179 168H178V166H176ZM61 165H62V167L60 168ZM101 166H100V169L102 168L103 170L102 171L101 170L100 171L99 170L98 171L96 170V173H95L94 177L97 176L96 178H98V179L96 180V178H94L95 180L93 179V181H94V182H92L93 184H95V183L97 184L96 181H99V178L101 179L99 181V183H101L102 179L103 178L105 179V177L107 176L106 172L108 173V175L110 174L109 173L110 169L106 171V170H104L105 167L103 168ZM55 167L56 168L59 167V169L61 171L58 170V169L56 170ZM88 167H86V169ZM174 167H176L178 170H176ZM78 168L82 170V173H81V170H79ZM171 168L173 170H171ZM2 169H1V171H2ZM53 169H55L56 171L53 170ZM70 169H71V171H70ZM86 169H84V171ZM78 170L80 171L79 173L77 172ZM186 170L188 172L190 170L191 171L189 173L186 172L187 173L186 174L185 173ZM103 171H105L104 174H103ZM4 172L5 171H2V173H4ZM99 172H101V173H99ZM100 174H103L104 176L103 175H100ZM159 174H161V175H159ZM99 175L102 176V177H100ZM171 175H170V178H175L173 175L172 176ZM168 176L169 175H167L166 178ZM69 177H70V175H69ZM71 179H72V177H71ZM16 180H17V182H16ZM169 182H171V181H169ZM150 183H152V184L154 183L153 185H155V186L158 184V186L160 185L159 186L160 188L159 187L154 188L155 186L152 185L153 188H154V190H152V189H150V187H152V186H148L147 187V185H151ZM164 183H165V185H164ZM70 184H68V185H70ZM93 184L91 186H93L94 189H95V187L98 184L97 185L96 184L93 185ZM178 186H180V187L183 186L184 187V188L181 187L183 190L185 189L183 191V193H181V190L182 189L180 188L181 189L180 190ZM11 187H13V189ZM93 187H90L89 188V192H92L91 188L93 189ZM145 187H147L148 189L145 188ZM6 188H8V190H6ZM67 188H68V190H67ZM69 188H72V189L69 190ZM142 188L144 190H142ZM164 188H163V190L166 192L167 188H165V189ZM10 189L13 190L12 193H11V196L12 197L11 196H8V194L7 195H4L6 192H8L10 194V192H11V191H9ZM1 191L3 192L2 194H1ZM4 191H6V192L4 193ZM48 191H50V192H48ZM149 191H151L152 193H150ZM164 191H163V193H164ZM142 192L146 196H142V197L139 196L140 193H141L140 195H143ZM157 192L155 191V193H157ZM178 192H179V194H178ZM36 193L37 194L39 193V194L37 195ZM149 193L152 196H150ZM185 193H187V194H185ZM166 194L167 193H164V195L168 197V194L167 195ZM184 194L187 195V196L188 195H190V196L186 197V196H184ZM180 195L181 196L182 195L184 196V199H183V204L185 203L184 205L183 204H179V201H180V203H182L181 199L183 198V196L181 197ZM39 196L40 197L42 196L43 198H41L39 200V198H40ZM179 196H180V199H179ZM138 197H140V199H137ZM146 197H147V199H146ZM185 197L187 198V200H185L186 199ZM191 197H194V198L196 197V198H195V200L194 199L191 200ZM7 198H8V200H7ZM143 198L146 199V201ZM173 198H174V200H172ZM175 198L176 199H179L178 202H176L177 200ZM49 199H51L53 201H50ZM13 200H14V204L12 202ZM136 200H138V201H136ZM149 200H151V201H149ZM189 200H190V203L191 204L190 203H188V204L186 203V201L189 202ZM6 202H7V204H6ZM27 202L29 204L31 203L29 205L30 206L29 207L30 209L27 208L28 207V203ZM138 202L141 203V205H139ZM3 203H2V205H4ZM20 203H22V205H18ZM37 203L39 205V208L36 209V207H38ZM10 205H13V206H10ZM135 205H136V207H138V209L135 208V210L133 209V211H132V208H134ZM178 205H176L175 207H178ZM23 206H24V208H23ZM140 206H142V207H140ZM145 206L149 208V210L147 208L148 212H147V210L145 208H143ZM139 207H140L141 211L143 210L142 213L146 211L145 212L146 215L142 214L143 216H141V211H140ZM90 208H92V210H90ZM170 208H172V207H170ZM87 209H86V211H87ZM136 209H137V213H136ZM144 209H145V211H144ZM152 209H154V210H152ZM40 210L43 211V212H41ZM97 210H99V213H97L98 212ZM150 210H152V211H150ZM29 211H31V212H29ZM90 211H92L93 213L90 212ZM100 211H101V214H100ZM125 211H127V212H125ZM157 211L160 212V215L165 216L163 218L166 220V222L164 221V219H163V222L160 220V219H162L161 218L162 216H160L159 215V212L157 213ZM163 211H165L166 214ZM4 212H7V214L4 213ZM38 212L40 214L41 213L42 214L40 215V214H38ZM123 212H124V214H122ZM154 212H156V213H154ZM184 212H186V213H184ZM19 213H20V215H19ZM89 213H91V214H94L95 213L94 215H98L99 214L102 217L104 216L103 217L104 220H103L102 217H100L99 219L101 220V222L98 221V223L97 222L95 223L97 225H96V227H94L95 228V231L92 232L90 234V237L88 238L89 242L87 241V238L84 240V243L86 242L85 243L86 245H84L85 248L83 246L84 249H82L83 250V255H82L81 254L82 251H80L81 250V246L79 247V245L81 244V241H80L81 240V236H80L79 233L87 225V222H89V221H87V218H88ZM134 213L136 215H134ZM151 213L154 214V215H151ZM91 214L89 215V217L90 216H93ZM131 214L133 215V217H132ZM167 214H169V215H167ZM24 215H25V218H23ZM26 215H29V216H26ZM148 215L149 216H152V217H150V219H151L150 222L153 223V222L156 221L155 223L161 222L162 224L159 223V225H158V223H157L158 226L156 224L154 225L155 227L153 226V230H154L155 236L151 237V239H153L152 241H155L156 240V242L154 243L152 241H149L143 247L142 245H138L137 242H140L141 235H142L141 232H142V225L143 224H142L141 221L144 219L143 217H145V216H147V218L149 219ZM154 216H156V218H158V216H160V219L158 218V219L155 220V217ZM7 217L8 218L12 217V218L8 219ZM33 217H35V218H33ZM134 217H136V219ZM138 217L140 218L139 220H137ZM153 217H154V219L152 221V218ZM118 218H122V220L126 221L127 223H125V222H123V223L121 222L120 223L119 220L121 221V219H118ZM182 218H184V219L181 220ZM200 218H201V220H200ZM145 219H146V217H145ZM148 219H146L145 222L146 221L149 222ZM130 220H132V221L134 220L135 222L134 221L131 222ZM197 220H198L199 223L202 220H205L204 222H207V223L206 224L205 223L203 224V221H202V224L200 223L201 224L200 225L199 223H197ZM115 221H116V223H115ZM128 221H129V223H128ZM137 221L138 222L140 221L141 224L139 223L140 224L139 225L137 223ZM25 222H27V223H25ZM143 223H144V221H143ZM83 224L85 225L84 227H83ZM132 224H133L134 227H132ZM163 224L168 225L167 226L168 229L166 228V230H165L164 228H165L166 225L164 226ZM161 226H163V227H161ZM118 227H119V229H118ZM114 228H116V229H114ZM123 228H124V230H123ZM163 229L165 231H163ZM131 231L134 232V233H132ZM137 231H139V232H137ZM158 231L159 232L160 231H163V232H160L159 233ZM154 233H153V235H154ZM157 233H159V234H157ZM220 234H221L222 237L220 236ZM4 235H6V237ZM210 235H212V236L215 235L217 237L219 235V237H221V240H219V238H217V237H216V239H217L216 240L215 239V236L214 237H212V236L210 237ZM65 236H66V234H63L62 236H60L58 238V240H61V238L64 239ZM203 236L204 237L206 236L205 237L206 239L208 238V240H206L204 238L205 239V243H204ZM156 237H160L159 238L160 240L158 238L156 239ZM197 237H198V239H197ZM223 237H225L224 240H222ZM70 242L71 243H74V244H70ZM174 242L176 243V245H175ZM87 243H88V245H87ZM161 243H163V244L161 245ZM209 243L210 244L212 243V244L210 245ZM157 245H159L158 248H157ZM71 246H74V247H71ZM207 246H208V249L210 250V255L208 254L206 256V253L209 252L207 250ZM209 246L212 247V248H210ZM214 246H216V247H214ZM78 247H79V251L81 253L80 252L76 253L78 250L76 252H74ZM111 247H112V249H111ZM147 247L149 248L150 251L146 250ZM200 247H203V248L200 250ZM154 248H155V250L157 252L154 250ZM197 248L199 250H197ZM177 249H179V253H177L178 252ZM181 249H182V251H181ZM212 249L214 251L216 250V252L214 253V251H211ZM164 250H167V251L164 252ZM202 250L205 251L203 253V255L205 254L204 255V258H205L204 261L199 257L200 255L202 257V253H201ZM206 250H207V252H206ZM107 251H109V252H107ZM197 251H199V252H197ZM221 251H222V254H221L222 257H219V256H221L220 255ZM172 252H173V255L171 254ZM211 252H212V254H211ZM160 253L164 255V258H163V255H161ZM164 253L166 254V256H165ZM69 254H72V257ZM66 255H67V258H66ZM73 255H74L75 258H73ZM81 256H82V258H81ZM99 256H101V257L99 258ZM0 258H1V256H0ZM219 258L220 259L221 258H224L223 259L224 261L222 259L220 260ZM148 259H150V260H148ZM197 259H198V261H197ZM1 260H2V262H1ZM3 260L4 259H0V264H4L5 261H3ZM70 260H74V261L72 262ZM132 261L134 263H132ZM142 261H143V263H141ZM147 261H148V263H147ZM208 262H207V264H208ZM214 263L212 262V264H214ZM204 264H206V263H204ZM209 264H210V262H209Z\"/></svg>",
    "mask_w": 264,
    "mask_h": 264
},
{
    "label": "bare ground",
    "instance_id": "obj_2",
    "mask_svg": "<svg viewBox=\"0 0 264 264\" xmlns=\"http://www.w3.org/2000/svg\"><path fill=\"white\" fill-rule=\"evenodd\" d=\"M148 1H151V0H147V1H145V3H147ZM153 1V0H152ZM156 1H159V0H156ZM174 1V0H173ZM173 1H171V2H173ZM176 1V0H175ZM184 2L185 1H189V0H183ZM193 1V0H192ZM197 1H199V0H197ZM202 2H201V5L203 6V5H205V6H203V9H205V12L203 13V11H202V14L203 15H201V16H203V17H200L201 18V22L199 21L200 20V18H198V23H200V25L198 24V26L196 25L197 23H195V25H196V27H198V29H199V27H200V29L198 30L197 28V33L196 32H194V31H192L193 33H194V35H192V32H188L189 34H191V35H189L188 37H189V39H191V37H192V39L189 41V43H188V41H187V43H186V40H187V38L184 40L185 41V43H186V45L184 46V45H181L182 46V48H181V50L179 51L178 50V47H179V45L178 44H176L178 47H176V48H174V49H177L179 52V59L182 61V63H183V67H182V69H181V71H182V76H181V74H180V77L184 80L183 81V83L185 82V84H188L186 87H188L187 89H192V88H195V87H198L200 84H201V82L203 81V80H206V79H208V81H209V78H204V76L206 75L207 76V74H205L204 75V73H206L207 71L204 69V67L203 66H198L197 64V69L198 68H202L203 67V70H205V72H201L203 75V80H201V78L200 77H198V76H200L201 75V73H199V75L198 74H196V70H195V74L197 75V76H195L194 74H192L194 71H192V73H191V71H189L190 69H191V67L192 66H190V64H191V62H193V60L195 59V58H197L198 56L199 57H202V60H203V57H206L207 56V53H208V49H209V44L208 43H206V40H204V38L206 37V36H212V38L214 37V41H215V44H218V45H220V41H218L217 43H216V39H215V37L217 38L218 36H222L221 34H224V35H227V41L229 40L228 39V36L230 37V39H232L233 41L235 40V42H232V43H236L237 44V41H238V46H239V42L240 43H243V46L244 47H241L240 49L242 50L243 49V51L246 53V54H248V55H245L246 56V58H248V57H250V59L249 60H247V59H245V60H247V61H250L252 58L253 59H256V60H254V61H256V62H259L258 60H261V58L263 59V57L262 56H264V55H261V53H259V52H257V50H256V46H258L259 48L261 47V52H263L264 51V0H234L233 1V3H231V4H229L228 5V7L227 8H225L226 6V0H223V2L225 1V9L222 7V6H220L222 9H224V10H228L229 12L227 13H225L224 11V13H222V11H221V13H219L221 16H220V21H218V22H221V24H218V22H216V21H214L213 22V18H215V20H216V18H219V16L217 15L218 13H216V16H215V11L216 10H219V9H221V8H219V6H218V8H217V6L216 5H218V3H216V5L215 6H213L214 5V1L213 0H201ZM217 1V0H216ZM230 2H231V0H229ZM161 2H164V0L163 1H160V4H161ZM171 2H170V5H171ZM195 1H193V3H191L192 5V8L194 9V13L197 11V8H198V6L196 7V10H195V6L193 7V5L194 4H196V2L194 3ZM220 2H221V0H220ZM222 2V3H223ZM144 3V4H145ZM152 3H154V1L152 2ZM151 3V4H152ZM156 3V2H155ZM174 3V5H175V3L176 4H178V2H173ZM188 3V2H187ZM199 3H200V1H199ZM203 3V4H202ZM19 5L21 4V5H23L22 3H18ZM34 4V3H33ZM142 4V3H141ZM151 4H148V5H146L147 7H149V8H151L153 11L155 10V9H153L154 7H156V9H158V11H159V14L161 13V15L163 16L164 14H165V16H164V18L167 16L168 17V15H166L167 13H169L170 11H173V14H174V11H175V13H176V11L178 10V8H179V11H180V7L177 5V7H176V5H175V8H177L176 10H173V6H168V7H165L166 6V4L164 5V6H161V5H157V3H156V5H151ZM164 4V3H163ZM162 4V5H163ZM228 4V3H227ZM51 5V4H50ZM59 5H61V4H59ZM197 5H198V3H197ZM200 5V4H199ZM200 5V6H201ZM221 5V4H220ZM14 6H16V5H14ZM13 6V7H14ZM62 6V5H61ZM199 6V7H200ZM202 6H201V8L199 9V10H201L202 9ZM244 6V7H243ZM13 7H11L10 6V8H11V10L13 11V13L15 12L14 11V9H12ZM16 7H18V6H16ZM15 7V9L16 10H18V9H24V8H16ZM19 7H21V6H19ZM34 7H36L35 6V4H34ZM33 7V10L35 9ZM50 8H51V6H49ZM64 7V9H65V11L66 12H63V14H65V13H72L73 11H74V9H75V5L74 4H67V5H65V6H63ZM143 7L144 6H142L141 8H142V10H143ZM205 7V8H204ZM244 9H243V8ZM37 8V7H36ZM146 8V7H145ZM144 8V9H145ZM240 8H242V9H240ZM25 9H28L27 7L25 8ZM39 10H35V11H37V14L40 12V8H38ZM43 9V8H42ZM160 9V10H159ZM183 9V8H182ZM192 9V10H193ZM4 10H6V12H8V10L7 9H4ZM60 10V9H59ZM62 10V9H61ZM226 10V11H227ZM2 10H0V13H3V12H1ZM21 11H23V10H21ZM26 11V10H25ZM31 11H32V9H31ZM39 11V12H38ZM42 11V10H41ZM148 11V9L146 10V12ZM164 13V14H162V12ZM182 11H184V9L182 10ZM5 12V11H4ZM11 12V11H10ZM24 12V11H23ZM33 12V11H32ZM48 12V11H47ZM156 12V11H155ZM181 12V11H180ZM185 13H184V15H182V13L183 12H181V15L182 16H184L185 17V14H186V12H187V10L186 11H184ZM193 11H191V7H190V12H187V13H189V15L190 16H192V13ZM214 12V13H213ZM218 12V11H217ZM18 13V14H17ZM17 13H15V15H16V17H12L13 19H15V21L17 22V20H16V18H21V16H23V15H21V13L22 12H20V10H18L17 11ZM30 13V12H29ZM36 13V12H35ZM68 13V14H69ZM70 13V14H71ZM97 13V12H96ZM148 13V12H147ZM150 13V12H149ZM4 14V13H3ZM6 15L8 14V13H5ZM4 14V15H5ZM10 15H8V19H10V20H13L12 18H10L9 16H12L13 14L12 13H9ZM23 14V13H22ZM27 14H28V12H27ZM36 14V15H37ZM41 14L43 15V13L41 12ZM40 14V15H41ZM50 14V13H49ZM60 14H62V13H60ZM59 14V15H60ZM73 14V13H72ZM154 14H157V12L156 13H154ZM214 14V15H213ZM222 14H224L225 16H226V14H228L229 16H231V17H233V19L235 18V20H231V22H232V24H233V26H232V24H231V26H228V27H232L234 30H235V28L237 27V29H241L242 27H241V25L242 26H245L244 27V30H242L241 29V31L240 30H237L236 29V31H234V30H229V29H224V30H222L221 29V27H223L222 25H224V24H222V23H224L225 22V20H221V17H222V19L224 18V19H228V18H225L224 17V15H222ZM5 15V16H6ZM19 15H21V16H19ZM29 15V14H28ZM28 15H26V16H28ZM31 15V14H30ZM30 15H29V20H30ZM33 15V17H34V19H32L31 21H34V22H38V24H36V26L37 25H40V26H37V28H35L34 30H36V29H38V28H40L43 24H45V22H46V20L47 19H45L46 17H45V15H43L41 18H42V21H41V18H37V19H40V21H38L36 18H35V14L33 13L32 14ZM39 15V14H38ZM103 15V14H102ZM101 15V16H102ZM147 15V14H146ZM145 15V16H146ZM149 15V14H148ZM152 15V14H151ZM150 15V16H151ZM227 15V16H228ZM3 16V15H2ZM4 16V17H5ZM14 16V15H13ZM18 16V17H17ZM63 16V15H62ZM67 16V15H66ZM66 16H65V18H66ZM100 16V15H99ZM128 16V15H127ZM170 16H171V14H170ZM174 18H178V16L177 15H172ZM171 16V17H172ZM182 16H179L180 17V19L182 18ZM194 16H195V14H194ZM215 16V17H214ZM218 16V17H217ZM226 16V17H227ZM23 17H25V16H23ZM32 17V18H33ZM37 17V16H36ZM40 17V16H39ZM43 17H45L44 18V20H43ZM85 17V16H84ZM103 17H105V16H103ZM102 17V18H103ZM156 17V16H155ZM166 17V18H167ZM183 17V18H184ZM2 18V17H1ZM1 18H0V21H1ZM19 18V19H20ZM50 18H52V16L50 17ZM73 18V17H72ZM106 18V17H105ZM130 18V17H129ZM149 18V20H152L153 18H152V16L151 17H148ZM148 18H147V21H148V23H149V20H148ZM152 18V19H151ZM170 18V17H169ZM230 18V17H229ZM236 18H238V19H236ZM6 19H7V17H6ZM18 19V20H19ZM24 19H26L27 20V18H24ZM35 19H36V21H35ZM53 19V18H52ZM58 19H59V17H58ZM57 19V20H58ZM69 19V18H68ZM85 19V18H84ZM168 19V18H167ZM179 19V18H178ZM186 19V18H185ZM231 19V18H230ZM240 19H242V20H244V21H246L247 22V24H252L251 25V27H249L248 28V26H246V24L245 25H243L242 23H243V21L242 20H240ZM2 20H3V18H2ZM60 20V19H59ZM83 20V19H82ZM102 20V19H101ZM100 20V21H101ZM218 20V19H217ZM237 20V21H236ZM239 20V21H238ZM4 21V20H3ZM22 21H23V18H22ZM28 21V20H27ZM50 21V20H49ZM56 21V20H55ZM65 21H68V20H65ZM69 21H73V20H71V19H69ZM130 21V20H129ZM153 21V20H152ZM151 21V22H152ZM154 21H156L155 19H154ZM154 21H153V23H154ZM163 21V20H162ZM180 21H182V20H180ZM185 21V20H184ZM193 21V20H192ZM224 21V22H223ZM228 21V20H227ZM234 21H236V22H238V23H240V21H241V25L240 24H238V25H236L235 24V26H234ZM20 22H21V20H20ZM24 22V21H23ZM51 22V21H50ZM49 22V24H51ZM59 22H61V20L60 21H58V23ZM164 22V21H163ZM186 22H189V21H186ZM194 22V21H193ZM195 22H196V20H195ZM235 22V23H236ZM9 23L11 24V22H9L8 21V23H7V21L6 22H0V34L1 35H6V38L9 36L10 38V40H6V38L4 39L2 36H0V39H1V37L3 38V39H1V43H3L5 40H6V42H4L3 43V45L0 47V56H2V58H8V65H7V67H5V68H3V69H1L0 70V99H1V97H3V99H4V101H5V103H4V105H3V107L2 108H0V172H1V174H3V175H5L6 174V170H11V168H9V167H6L7 169L6 170H4V169H2V168H4L5 166H8V165H5V163L6 162H8V164H9V161H11L12 162V165H13V163H15L14 161H20V160H23L24 158H25V151L26 150H28V149H32V150H34L35 151V155L34 156H38L37 155V153L38 152H42V151H44L45 149H46V151L48 150V149H50V148H56V147H58L59 145H61V146H64L65 147V151H66V154H65V156L67 155L68 156V158H66V159H72L73 158V156H71V154H72V143H73V141L75 142V141H78L77 139H78V136H79V134H80V132H81V130H82V128H84V127H86L87 125H90V124H92L93 125V122L95 121V119H96V117H98L97 115H99L100 113V110H101V101L98 103L97 101H99L98 100V96H101L102 97V94L101 95H99V93H101L102 92V90L101 89H98V88H96L95 86H92V84L93 83H90V82H93V77L92 76H90V77H92L91 79V81H88L87 83L84 81V83H86V84H83L82 83V85H85V87H83L82 85H80V86H82L83 88L81 89H79V90H81V92H79V94H78V92H74V93H77V97H78V95L80 96L81 94L83 95V99H82V102L80 103H78V104H80V105H78V107L77 106H73L74 104H71L70 102H68V98H70L71 97V95H70V97L68 96L72 91H75V90H73V88H74V85H75V82L74 81H72V83H71V80H70V75L68 76L67 74L68 73H66V70L65 69H63V68H65L63 65H61L62 63H64V62H61V60H62V58L60 57V63H59V65H61V67L59 66V65H57V64H54L53 62H56L57 63V58H58V56L57 55H59V54H61L62 53V55H63V57L65 56V59H66V57H67V54H66V50H67V48L66 47H64V48H62L61 46L63 45L64 46V44H66L64 41L63 42H61L62 41V39H63V37L64 38H67L68 37V34H66L67 32V30H65V33L64 34H66L67 35V37H65V36H60V34H59V36L60 37H62V39H61V41H59L60 39H56L57 41H59L60 43H57V44H59V47H60V49H58L57 47H58V45H54V42H53V39H52V37L49 39V36H47L48 37V39H46L45 41H44V43H43V41H40L41 43H43V44H41V46H40V44L39 45H37V46H40V49L38 48V52H39V57L37 56V58H39L37 61H35V63H34V68H33V71H32V73H33V75L32 76H34V77H32L31 76V78L33 79H31L30 78V76L29 75H31L30 73H29V78H30V80H29V78L28 79H26V91H27V88L28 89H30L31 91H32V94L31 95H29L28 97H26V98H24L23 100H20V99H17V97H14V95L12 94V89L10 90L9 88H8V86H7V82L9 81V80H13V79H11V75H10V73H9V71H11V72H13L14 74H15V72H16V70H10V68H12L13 66H11V65H16V63L17 62H19V61H17L18 60V58H19V53L20 52H25L24 53V55H26V50H25V41L27 42V41H29L30 39L28 38V35H27V37L25 38V37H22L23 39L25 38V41L23 42V39L22 38H19V35L17 34V32L15 33V30L14 31H12V28H11V26L9 25ZM15 23V22H14ZM13 23V24H14ZM27 23V22H26ZM48 23V22H47ZM46 23V24H47ZM57 23V24H58ZM67 23V22H66ZM66 23L65 22H62V25L64 24V26L66 25ZM70 23V22H69ZM148 23H147V25H148ZM162 23V22H161ZM184 23V22H183ZM190 23V22H189ZM216 23V25H214ZM226 23V22H225ZM230 22H228L227 23V25H230L229 24ZM19 24V23H18ZM17 24V25H18ZM24 24V23H23ZM22 24V25H23ZM29 24H31V22L29 23ZM49 24H47V25H49ZM52 24H53V22H52ZM120 24H122V23H120ZM150 24V23H149ZM154 24H156L157 26H158V24L157 23H154ZM26 25V24H25ZM24 25V26H25ZM32 25V24H31ZM53 25H56V24H53ZM61 24H59L58 26L60 27V26H62ZM70 25H72L71 27H73L75 24H74V21H73V24H69V27H70ZM151 25H153V24H151ZM163 25H165V23H163L162 24V26ZM167 25V24H166ZM219 25H220V29H217L218 27H219ZM226 25V24H225ZM224 25V26H225ZM227 25H226V27H224V28H227ZM33 26H35L34 25V23H33ZM45 26V25H44ZM57 26V27H58ZM68 26V24L65 26V27H67ZM102 26V25H101ZM112 26H114V24L112 25ZM149 26V25H148ZM155 26V25H154ZM161 26V27H162ZM216 26V27H215ZM240 26V27H239ZM27 27H31L32 28V26H28L27 25ZM43 27V26H42ZM41 27V28H42ZM47 26H45V29H48V28H46ZM51 27V26H50ZM53 27H55V26H53ZM53 27H51V28H53ZM57 27L55 28L56 30H58L57 29ZM68 27V28H69ZM70 27V28H71ZM105 27V26H104ZM235 27V28H234ZM44 28V27H43ZM62 28H63V26H62ZM62 28H60V29H62ZM109 28V27H108ZM149 28V27H148ZM150 28H152V27H150ZM149 28V29H150ZM158 28H160L159 26H158ZM168 28V27H167ZM72 29V28H71ZM104 29H106L107 30V28L105 27ZM149 29H147V30H149ZM246 29V30H245ZM25 30V29H24ZM24 30H22V31H24ZM28 30H31L30 28L28 29ZM34 30H31L30 32H32V31H34ZM39 31H40V29H38ZM42 30H44V29H42ZM54 30V29H53ZM63 30V29H62ZM61 30V31H62ZM63 30V31H64ZM112 30V29H111ZM109 31V32H114V30L113 31ZM146 29H144V32H146L145 31ZM154 29L152 28L151 29V33L149 32V34H151V35H153L154 34V32L157 30V28L155 29V31H153ZM163 30V29H162ZM170 30V29H169ZM168 29H167V32L169 31ZM173 30V29H172ZM37 31V30H36ZM35 31V32H36ZM50 31V30H49ZM59 31V30H58ZM99 31H101V32H103L102 30H100L99 29ZM99 31H98V33L97 34H99ZM136 31V30H135ZM134 31V32H135ZM165 28H164V31H162V33H159L158 32V36L161 38V36L163 35V34H165ZM14 32V33H13ZM26 32H27V30H26ZM44 32V31H43ZM43 32H42V34H43ZM54 32V31H53ZM56 32V31H55ZM55 32L54 33H52V34H55ZM60 32V31H59ZM69 32V31H68ZM74 32H76V31H74ZM82 32V31H81ZM85 32H87V31H85ZM105 33H106V37H108V30H107V32L106 31H104ZM134 32H133V34H134ZM144 32H142V33H144ZM161 32V31H160ZM164 32V33H163ZM166 32V33H167ZM178 32V31H177ZM25 33V32H24ZM23 33V34H24ZM33 34H34V32H32ZM37 33V32H36ZM45 33H47V32H45ZM48 33H50V32H48ZM78 33H80V30H79V32ZM77 32L75 33V34H73V35H75V36H77V34H78ZM115 33V32H114ZM137 33H139V32H137ZM153 33V34H152ZM155 33H157V31L155 32ZM13 34H17V35H15V38H16V36H17V38L16 39H14V37H13ZM20 34V33H19ZM41 34V32L38 34V36ZM51 34V35H52ZM57 34H58V32H57ZM57 34H55V36L57 35ZM61 34H62V32H61ZM69 34H70V32H69ZM83 35H84V32L82 33ZM81 34V35H82ZM85 34H87V33H85ZM103 34V33H102ZM111 34V33H110ZM132 34V35H133ZM135 34H136V32H135ZM145 34H147V36H144L145 38L147 37H153V36H148V33H145ZM162 34V35H161ZM171 34V33H170ZM173 34H174V32H173ZM3 35V36H4ZM63 35V34H62ZM79 35V34H78ZM88 35V34H87ZM144 34H142V36H143ZM157 35H156V41H157ZM161 35V36H160ZM43 36H45L44 34H43ZM58 36V37H59ZM80 36V35H79ZM78 36V37H79ZM85 36V40H83V38H81V36H80V38L79 39H77L76 37H74V39L77 41V42H79V40H81V42H83V41H87V39H89V37H87L86 35H84ZM89 36V35H88ZM98 36V35H97ZM103 36L105 37V35L103 34ZM136 36V35H135ZM21 37V36H20ZM30 38L32 37L31 35L29 36ZM70 37V36H69ZM68 37V39H70ZM72 37V36H71ZM100 37V36H99ZM155 37V36H154ZM29 40H28V39ZM40 38V37H39ZM45 38V37H44ZM144 38V39H145ZM211 38V39H212ZM8 39V38H7ZM27 39V40H26ZM41 39V38H40ZM95 39V38H94ZM132 39H133V36H132ZM164 38H161V40H163ZM211 39H210V41H211ZM218 39H219V37H218ZM225 39V38H224ZM83 40V41H82ZM93 40V39H92ZM96 40H98V37H96ZM131 40V39H130ZM141 40V39H140ZM152 40V39H151ZM150 40V41H151ZM160 40V41H161ZM231 40V41H232ZM56 41V42H57ZM67 41V40H66ZM99 41V40H98ZM131 41H133L134 42V44H135V41H137V43L135 44V50L136 51H141V50H143V48L141 49V50H138V49H140V44H139V42H138V40H131ZM142 42H140V43H143V40H141ZM147 41H148V39H147ZM149 41V42H150ZM153 41V40H152ZM160 41H158V43H160L162 46H164L163 45V43L165 44V46H166V43L165 42H163L162 41V43L160 42ZM180 40H178L177 41V43L179 42ZM225 41V40H224ZM224 42V43H228V42H230V40L228 41V42ZM29 42H32V41H29ZM68 42V41H67ZM71 42V41H70ZM74 42V41H73ZM77 42H76V44H77ZM80 42V43H81ZM88 42H90V39H89V41ZM88 42H86V43H88ZM126 42V41H125ZM130 42V41H129ZM128 42V43H129ZM154 42V41H153ZM23 43H25V44H23ZM62 43H64V44H62ZM72 43V42H71ZM90 43H93V46H96L99 42H96L95 43V41L94 42H90ZM109 43V42H108ZM127 43V42H126ZM125 43V44H126ZM148 42H146V44H147ZM151 43V42H150ZM157 43V44H158ZM168 43V42H167ZM231 43V42H230ZM60 44H62V45H60ZM74 44V43H73ZM130 44V43H129ZM129 44H128V46H129ZM27 45H28V43H27ZM68 45V44H67ZM67 45H65V46H67ZM77 45H79V44H77ZM108 45V44H107ZM132 45V44H131ZM130 45V46H131ZM148 45H150L149 43H148ZM155 49H156V42H155ZM158 46V47H160L161 48V50H162V46ZM168 45V44H167ZM222 45V44H221ZM227 45V44H226ZM37 46H36V48H37ZM98 46V45H97ZM103 46H105L104 45V43H103ZM134 45H132V47H133ZM141 46H142V44H141ZM146 45H144V46H142V47H144V48H147V47H145ZM224 46H225V44H224ZM228 46H230V49H231V47H232V50H237V52L239 51L237 48H239L238 46H237V48L235 47V48H233L234 46H236V45H233L232 46V44H229L228 43ZM240 46H242V44L240 45ZM28 47V46H27ZM75 47H77V46H75ZM124 47V44H123V46L121 47V49ZM132 47H129L130 49L132 48ZM153 47V48H152ZM167 47V49H168V46H166ZM217 47H219V46H217ZM58 50H57V49ZM125 48V47H124ZM123 48V49H124ZM127 48V47H126ZM126 48H125V50H126ZM134 48V47H133ZM151 48L152 49H154V46H153V44H152V46L150 45V50H151ZM30 49V46H29V48L27 49V50H29ZM73 50H74V48H72ZM87 49H89V48H87ZM159 49V48H158ZM164 49V48H163ZM179 49H180V47H179ZM213 49V48H212ZM216 49V45H215V48H214V50ZM25 50V51H24ZM35 50H37V49H35ZM93 51H94V49H92ZM91 49H90V51H92ZM134 50V49H133ZM132 49H131V51L132 52H130V53H133L134 51H133ZM145 50V49H144ZM157 50V49H156ZM155 50V51H156ZM213 50V51H214ZM231 50V52H233ZM240 50V51H241ZM123 52H125L124 50H122ZM130 51V50H129ZM129 51L127 50V52L129 53ZM146 51V52H145ZM145 51H143L144 53H147V51H149L148 50V48H147V50H145ZM170 51V50H169ZM173 52H174V50H172ZM259 51V50H258ZM29 52V51H28ZM28 52H27V54H28ZM74 52H77V51H74ZM82 52V51H81ZM83 52H85L84 50H83ZM87 52H88V50H87ZM118 52H120L121 54L120 55H122V53L123 52H121V51H118ZM143 52H141L142 54H143V56L144 55H147L146 56V58H145V56L143 57V56H141L142 58H145L144 60H142V62L140 63L139 61H137V62H139V64L140 65H136V71L132 74V76L128 79L130 82L129 83H131L130 84V86H128V87H132V86H134L135 84L134 83H136V81L139 79L140 80V77L142 76V71H140V69H142L141 67H145V66H143V65H147V66H149V67H155L156 68V70L158 69V67H160V64H162L161 63V61H162V59L164 58V56H165V54L164 55H162L164 52L163 51H161L160 52V49H159V54L158 55H153V56H148V54H149V52H148V54H144ZM152 52V51H151ZM156 52H158V51H156ZM156 52H154L153 54H156ZM235 52V51H234ZM65 55H64V54ZM69 53V52H68ZM89 53V52H88ZM91 53V52H90ZM95 53H97V52H95ZM126 53V52H125ZM124 53V54H125ZM127 53V54H128ZM140 53V55H142ZM170 53V52H169ZM177 53V51H176V54H178ZM210 53V52H209ZM212 53V52H211ZM210 53V54H211ZM241 53V52H240ZM240 53H239V56H240ZM243 53V52H242ZM241 53V54H242ZM244 53V54H245ZM123 54V55H124ZM126 54V55H127ZM135 54V53H134ZM174 54V53H173ZM172 54V55H173ZM214 54V53H213ZM263 54V53H262ZM21 55V54H20ZM23 55V54H22ZM72 55H73V52H72ZM77 55V54H76ZM78 55H80V53L78 54ZM131 55V54H130ZM129 54H128V56H127V59L129 60V56H130ZM138 55V57H139V53H136V56ZM28 57H29V55H27ZM31 56V55H30ZM33 56V55H32ZM35 56V55H34ZM83 56V55H82ZM81 56V58H84V57H82ZM167 56H168V53H167ZM173 56H177V55H173ZM172 56V57H173ZM215 56V55H214ZM242 56H243V54H242ZM244 56V57H245ZM248 56V57H247ZM55 57H57L56 58V60H54L55 59ZM88 57V56H87ZM90 57H92V56H90ZM108 57V56H107ZM126 57V56H125ZM131 57V56H130ZM169 57V56H168ZM252 57V58H251ZM1 58V59H2ZM27 58V57H26ZM26 58H24V59H26ZM34 58H36V57H34ZM70 58V57H69ZM68 58V59H69ZM72 58H73V56H72ZM89 58V57H88ZM132 58H134V56L132 57ZM167 58V57H166ZM165 58V59H166ZM178 58H176L177 60H178ZM20 59V58H19ZM21 59H23L22 57H21ZM65 59H63V60H65ZM85 59V60H84ZM84 59H80V63L81 64H83L84 63V67L86 68V69H84V67H83V69H84V71L86 72V74L88 73V75H89V73H91V74H93L92 72V67L94 66V62H91L93 59H91V61H89V59H87V58H84ZM126 59V60H127ZM137 59H139L140 60V57L139 58H137ZM165 59H163V60H165ZM170 59H171V56H170V58L168 59L169 61H170ZM173 59V58H172ZM243 59V60H244ZM253 59H252V61H253ZM3 60V59H2ZM2 60H0V61H2ZM74 60H77L76 58H74V59H71V61H74ZM78 60H79V58H78ZM77 60V61H78ZM82 60H84L83 61V63L81 62ZM131 60H136V59H131ZM196 60V59H195ZM194 60V61H195ZM200 60V59H199ZM207 60V59H206ZM214 60H216L215 59V57H214ZM242 60V61H243ZM244 60V61H245ZM24 61V60H23ZM22 61V62H23ZM66 61V60H65ZM74 62V63H79V62ZM166 61V60H165ZM168 61V62H169ZM197 61H198V59H197ZM196 61V62H197ZM251 61V62H252ZM91 62V63H90ZM178 62H179V60H178ZM178 62H176V63H178ZM217 62V61H216ZM215 62V63H216ZM240 62V61H239ZM238 62V63H239ZM262 62V60L260 61V63ZM20 63V62H19ZM74 63L73 64H71V63H69V65H74ZM92 63H93V65H92ZM125 63H126V61H125ZM131 63V62H130ZM134 63V62H133ZM163 63H164V61H163ZM172 63H174V62H171V65L173 66V64ZM176 63H175V67H177L178 66V64H177V66H176ZM195 63V62H194ZM193 63V64H194ZM237 63V64H238ZM241 63H243V62H240L238 65H242ZM30 64V63H29ZM32 64V63H31ZM52 64H54L55 65V67H54V65L52 66ZM127 64V63H126ZM138 64V63H137ZM263 64H264V61H263V63H262V69H260V70H263V68H264V66H263ZM1 65V64H0ZM4 65H5V63H4ZM64 65H67L66 64V62H65V64ZM68 65V66H69ZM164 65V64H163ZM168 63H167V66L165 65V67L167 68L168 67ZM182 65V64H181ZM200 65V64H199ZM217 65V64H216ZM238 65H236V66H238ZM26 66V65H25ZM24 66V67H25ZM30 66V65H29ZM134 67H135V65H133ZM162 66V65H161ZM171 66V67H172ZM180 66V65H179ZM190 66V69L188 70V67ZM235 66V69H236V71L237 70H239V69H241L242 67H240V68H238V67H236ZM243 66V65H242ZM261 66V65H260ZM15 67V66H14ZM67 67V66H66ZM73 69H72V68ZM70 68L72 69V70H69L68 68V72H69V74H71L70 73V71H74V68H75V71H76V69H79V67H78V65L77 66H71ZM76 67H78V68H76ZM148 67V68H149ZM163 67V66H162ZM169 67H170V65H169ZM168 67V68H169ZM171 67L169 68V69H171ZM216 67V66H215ZM130 68V67H129ZM147 68V67H146ZM146 68H144V69H146ZM164 68V67H163ZM166 68H164V69H166ZM167 68V69H168ZM195 67H193V69H194ZM17 69V68H16ZM21 69V68H20ZM23 69V68H22ZM21 69V70H22ZM143 69V70H144ZM149 69H151V68H149ZM148 69V70H149ZM161 70H163L164 71V69H162V68H160ZM25 70V69H24ZM129 70V69H128ZM155 70V69H154ZM154 71L155 73L157 72V71ZM160 70V72H163V71H161ZM173 70V72L175 71L174 69H171V70H169L170 71V74L171 75H173L172 74V71ZM201 70V69H200ZM18 71V70H17ZM23 71V70H22ZM28 71V70H27ZM26 71V72H27ZM78 72L80 71V69L79 70H77ZM76 71V72H77ZM132 71V70H131ZM130 71V72H131ZM145 71V73L146 74H149V75H151L150 73H147V70H144ZM144 71H143V73H144ZM150 71H152V70H150ZM159 71V70H158ZM166 71V70H165ZM165 71H164V73H165ZM168 71V70H167ZM177 71H179L178 69H177ZM177 71H175V72H177ZM235 71V72H236ZM51 72H53V74L51 73ZM209 72V71H208ZM260 72V71H259ZM17 73H19V72H17ZM21 73V72H20ZM24 73V72H23ZM81 73V72H80ZM153 73V72H152ZM157 73H159V72H157ZM167 74H169V72H166ZM165 73V74H166ZM178 73V72H177ZM27 74H28V72H27ZM73 74L75 75V76H73ZM77 74H79V73H77ZM84 74V73H83ZM83 74H81V76H83ZM166 74V75H167ZM176 74V73H175ZM179 74V73H178ZM208 74H210V72L208 73ZM259 74H264V71H262V72H260ZM16 75V74H15ZM15 75H14V77H15ZM74 78L76 77V74L75 73H72L71 74ZM94 75H95V71H94ZM130 75V74H129ZM144 75V74H143ZM149 75L148 76H146V75H144V80H146L145 78H147V77H149ZM17 76L18 77H20V80H16L17 82H19V81H21L22 79H23V81L25 82V80H24V74H22V76H23V78H22V76H21V74H17ZM126 76V75H125ZM174 76H176V81H178L177 80V76L178 75H174ZM184 76V77H183ZM201 76V77H202ZM122 79L123 78H125L124 76L122 77V76H120ZM166 77H168L169 79L171 78V77H169V76H166ZM259 77H261V76H259ZM81 78V77H80ZM172 78H175V77H172ZM171 78V79H172ZM29 82H28V81ZM85 80H86V78H85ZM90 80V79H89ZM124 80V79H123ZM141 80H142V78H141ZM140 80V81H141ZM147 80H148V78H147ZM174 79H172V81H173ZM257 81H258V79H256ZM262 80H264V78L262 77ZM15 81V82H16ZM23 81H21V82H23ZM174 82L175 84L177 83V82ZM181 81V80H180ZM207 81V80H206ZM256 81V82H257ZM260 81H261V78H260ZM13 82H14V80H13ZM12 82V83H13ZM116 82V81H115ZM126 82L127 81H125V86H126ZM139 81H137V83H138ZM143 82V81H142ZM147 82V81H146ZM171 82V81H170ZM263 82V81H262ZM11 83V82H10ZM128 83V82H127ZM136 83V84H137ZM145 82H143V84H144ZM181 83H182V81H181ZM208 83V82H207ZM21 83L19 82V87L21 86L20 85ZM24 84V83H23ZM132 84H134V85H132ZM139 84H140V82H139ZM142 84V83H141ZM182 85V86H184L183 84H180L179 82L177 83V85ZM202 84H203V82H202ZM201 84V85H202ZM256 84V83H255ZM259 84H260V82H259ZM16 86H15V88L16 87H18V85L17 84H15ZM123 85V84H122ZM132 85V86H131ZM145 85H147V83H145ZM137 86V85H136ZM138 86H140V85H138ZM137 86V87H138ZM142 87L141 88H143L144 86L143 85H141ZM209 86V85H208ZM22 87V86H21ZM77 87V86H76ZM128 87L126 86V89H128ZM201 87V86H200ZM133 89H134V87H132ZM139 88V87H138ZM22 89V88H21ZM78 89V88H77ZM140 89V88H139ZM148 89V88H147ZM197 89V88H196ZM198 89H200V88H198ZM134 90H136V88L134 89ZM141 90V89H140ZM142 90H145V88L144 89H142ZM23 91V90H22ZM25 91V90H24ZM25 91V92H26ZM137 91V90H136ZM141 92V91H140ZM194 92H195V90H194ZM73 93V94H74ZM133 93H134V97H132L133 95L130 93L128 96L129 97H131V99L129 98V104L127 103V105H129V107L131 106V103H136V102H139V101H142L143 102V100H144V102H143V104L145 103V105L144 106H141V105H143L142 104V102H139L138 104H140V107H142V109H140L139 107L137 108V110H138V113H140V114H138L137 113V115H136V108H135V111H134V109H133V111L135 112V114H133L132 112H131V114L132 115H136V116H138V117H135V119L133 118V121L130 123L129 121H128V119H129V116L131 115H129V116H127V121H128V123H126L127 125H122V124H125L124 122H126V120H125V116L126 115H128V113H126V115L123 113V111L124 112H127V111H125V110H123V108L122 109H120L119 108V111L118 112H120L121 110H123L121 113L124 115L123 116V118H124V120H123V118H122V124L121 123H117L116 122V125H114L113 126V128H111V129H109L108 128V130H110L111 131V133L108 135V133L110 132H106V131H104L105 132V134L107 133V137H106V135H104L103 134V136L104 137H106V138H104L103 137V140H102V137H100V142H101V140H102V146H101V144H99L101 147L99 148V147H97V149H95L94 147L95 146H97V145H95L94 147H92V148H94L93 149V155L92 156H90V157H88L89 158V160H87L86 159V163H90V164H88L89 165V167L86 165V163H81V165H79V167H81V166H83L84 164L86 165V167H88L87 169H86V167H83L84 169H86L85 171H84V169H83V172L84 173H82V170L81 169H79V170H81V173H82V175H81V179H80V181L78 180V176H75V173H73V174H69V173H67L66 174V176H61V175H51L49 172V169H48V167H46L47 166V164H46V166H43V164L42 163H40V160L38 161L37 159H36V161H33V160H29V161H25V162H22V163H20L19 164V162L17 163V164H19V166H20V168H21V174H20V181L18 182L20 185H17V188L15 189L14 188V196L16 195V197H14V198H16L17 200L16 201H18V198L17 197H19V198H21V201H22V203H23V201L25 200V199H28V197L30 196V194L31 193H34V192H41V191H43L44 189H46V187H49V186H47L48 184H53L54 185V183L56 184L57 182H62L63 180L65 181V182H67V181H69V180H73V176L75 177V178H77L76 179V181L77 182H79L78 184H76L75 186H74V188L72 189V188H69V190H71L69 193H68V195L67 194H65V196H67L66 197V199H64V200H61L60 201V198H59V201L57 202L56 200H58V199H53L55 202H48V200H47V198L48 197H53L54 195H56V194H52V193H50L51 195H49V194H47V193H45L44 194V196L43 197H45V195H46V197H45V199L47 200H45L42 196L39 198V200L41 199V198H43L42 200H44L45 201V203H43L42 205H41V207H40V209L42 208V210L44 211L45 209H47V213L46 214H44V215H41L39 212H38V214H40L41 216L39 217V216H37L38 218H36L37 219V221L35 222V223H33V224H31V226H28V227H26L27 229H25L24 231H21L20 230V221H19V217L15 214L16 213V211H17V214H18V212H21L22 213V210H23V213H24V210H26L25 208H24V206H23V208L24 209H22V206H21V209L19 208V206H18V209L17 210H15L13 213L14 214H12V215H15V216H13V219H12V221L10 222V220H9V224H8V226L6 227L7 228V230H5V234L7 233V235H8V239L7 238H4L5 239V241H3L4 242V244H2L3 246L2 247H0V256H1V258L0 259H4L3 261H5L4 262V264H64V262H61L62 261V257H64L65 258V256H62L61 257V255H59V253L61 252V253H63L62 251H64L65 250V248H66V250L68 251V246H69V241H70V239L71 238H74L73 236L75 235V232H74V230L72 231L71 230V228L73 229V225L74 224H77V223H74V220H76V218H77V220H78V217L81 215V214H85V212H88V206H90L91 207V205H89V203H87V201H89V200H91V199H88V197H90L91 196V198H94V203H93V209H94V207L95 208H97L98 207V209H100V208H102L104 205H109L108 203H110V206H106L107 207V211L105 210V212H108L109 211V208L108 207H111V203H112V201H114V199H115V197L117 198V194H118V192L119 191H124L125 192V190H127L126 188L128 187V188H133L134 187V181L138 178H140V176L142 175V174H144L145 172H147V173H149V172H151V175L152 174H154L156 171H158L157 169H159V167L160 166H162L163 164H164V166H163V169H165L164 167H167L166 165H169L168 163L166 164V162L168 161V162H170L171 163V158H175L177 155H178V153L179 152H181L180 150H183L186 146H187V144H186V146H185V140H184V138H182L181 139V141L183 140L184 142H180V141H174L175 140V138H173L172 140H173V142H175V143H173L172 141L171 142H169L168 140H171L170 138H168V139H163V137H164V135L166 134L167 136H165L166 138L167 137H169V135H168V133H169V131L170 130H174V129H176V130H178V128H180V126H184V124H188V123H186L187 121H185V123H183L184 122V120H186L185 118H187L188 117V115H191L192 117H194V115L196 114V113H201L202 112V110H204V106H202V107H200L201 105H197L198 107H200V108H196V107H194L193 109H195V110H186L185 111V109H183L182 108V101L183 100H185L184 98H179V96L177 97L176 96V98H175V95L176 94H173L174 96V98H169V99H167L168 101H167V106H169V108L167 109L166 108V105L164 106L165 107V109H167V110H165L164 109V107H163V105H162V103H158V105L159 104H161L160 105V107H158L159 108V110H156V109H158L156 106V109H155V107H154V105L153 104H157L156 102H154V100H148V101H150L149 103L150 104H146V101H147V97L149 96V95H147V97H145V94H143V93H145L144 91L142 92V93H137V94H135V91H133ZM191 93H193V91H191ZM72 94V97L73 96H76V94L75 95H73ZM108 94V93H107ZM106 94V95H107ZM115 94V93H114ZM171 94V93H170ZM170 94H168V96L170 95ZM195 94V93H194ZM18 95V94H17ZM105 95V96H106ZM130 95H132V96H130ZM158 95L160 96L161 94H159L158 93ZM157 95V96H158ZM172 95V94H171ZM198 95V94H197ZM104 96V95H103ZM128 96L126 97V98H128ZM165 96H167V95H165ZM199 96V95H198ZM260 96V95H259ZM258 96V97H259ZM261 96H263V95H261ZM77 97L75 98L76 100H77ZM110 97V96H109ZM154 97V99L156 100H158V102L160 101V98H155V96H153ZM162 97V96H161ZM164 97V96H163ZM188 97V96H187ZM190 97V96H189ZM188 97V98H189ZM249 97V96H248ZM125 98V99H126ZM133 98V99H132ZM148 98H152L151 96L150 97H148ZM177 98H179V99H177ZM188 98H186V99H188ZM191 98V97H190ZM193 98V97H192ZM71 99V101H73V100H75V99H73V98H70ZM73 99V100H72ZM80 99H81V96H80ZM80 99H79V101H80ZM100 99V98H99ZM153 99V98H152ZM162 99V98H161ZM165 99V98H164ZM163 99V100H164ZM166 99L163 101V103H165L166 104ZM2 100V99H1ZM101 100V99H100ZM107 100V99H106ZM131 100V101H130ZM156 100V101H157ZM192 99H188L187 100V102H189V101H191ZM247 100V99H246ZM258 100H260L259 98H258ZM70 101V100H69ZM78 101V100H77ZM115 101H117V100H115ZM122 101V104L121 105H124V108H127V110H128V107H125V104L126 103H123L124 101L123 100H121ZM127 101V100H126ZM148 101H147V103H148ZM152 101L154 102L153 104H151L152 103ZM162 101V100H161ZM68 102V103H67ZM76 102V101H75ZM106 104L108 103V102H110V101H108V102H106V101H104ZM120 102V101H119ZM118 101L117 102H115L116 104L115 105H113V104H109V105H113V107L114 108H116V106H117V103H119ZM128 102V101H127ZM187 102H185V103H187ZM260 102H262V103H264L263 102V100H261ZM67 103V105H66V108H65V111H62V110H64V108L63 107H65V104ZM69 103L71 104V105H69ZM103 103V102H102ZM61 104V105H60ZM62 104H64L63 106H62ZM77 104V103H76ZM106 104H105V106H104V103L102 104V106L103 107H106ZM184 104V103H183ZM59 105V107H61L62 108V110L60 109V108H57L56 106H58ZM109 105H107V107L109 106ZM121 105H119V106H121ZM135 105V104H134ZM134 105L132 104V107L134 108ZM153 105V106H152ZM157 105V106H158ZM260 105V104H259ZM56 107L55 109H58V110H56V111H58V112H60V110L62 111V112H64V113H62V112H60L61 114H63V117H61V118H59V121L58 122H55L56 124L55 125H53L54 123H51L50 124V120H49V122L47 123V124H49V126H47V127H40L39 128V130H38V132H35V138L34 139H31L30 141H29V139H28V141L27 140H25L24 138H22L21 137V135H20V138H17L16 137V135H13V133H12V135L11 134H9L8 132H6L7 131V129L9 128V126L11 125V124H13V122H16L17 120H19L20 119V117L21 118H25V119H28V122H29V118H31V116L32 117H34V115L36 114V117L38 116V113H39V115H40V117H42V115L43 114H41L40 112H42V113H44V114H46V113H49V115L47 116V118H49V116H52V115H54V114H52V115H50L52 112H56V111H52L51 113H50V111H51V108L52 107ZM70 106H73L74 108H73V110H71L72 112L75 110H78L77 112H75L74 114H72V112H70V110H69V112L71 113V114H67L68 112H66V109H67V107L69 108ZM118 106V107H119ZM137 106V105H136ZM135 106V107H136ZM139 106V105H138ZM162 106V107H161ZM256 106V105H255ZM75 107L76 108H78V109H75ZM106 107V108H107ZM160 108H162V109H160ZM260 108V107H259ZM54 109V110H55ZM70 109V108H69ZM103 109V108H102ZM110 109H112V107L110 108ZM155 109V110H154ZM197 109V110H196ZM114 110V109H113ZM112 110V111H113ZM118 110V109H117ZM165 110V111H164ZM111 111V112H112ZM128 111H130V110H128ZM156 111V112H155ZM66 112V113H65ZM103 112V111H102ZM107 112V111H106ZM196 112V113H195ZM99 113V114H98ZM170 113H172V114H170ZM238 113H239V111H238ZM56 114H58L57 112H56ZM60 114V115H61ZM65 115V116H64ZM54 116H56V115H54ZM102 116V115H101ZM100 116V117H101ZM185 118H184V117ZM187 116V117H186ZM45 117V116H44ZM122 117V115L121 116H119V118H121ZM184 119H183V118ZM190 117V116H189ZM197 117H198V115H197ZM43 118V117H42ZM46 118V117H45ZM55 118V117H54ZM130 118H132V117H130ZM36 119V118H35ZM39 119V118H38ZM37 119V120H38ZM50 119V118H49ZM56 119H58V118H56ZM55 119V120H56ZM103 119H105V118H103ZM238 119V118H237ZM23 120V119H22ZM33 120V119H32ZM97 120V119H96ZM98 120H99V118H98ZM102 119H100V121H101ZM160 120H163L164 121V123L163 124H165V125H162V126H160V129L161 130H167L168 131V133L166 132V131H164L165 132V134H159V131H161V130H159L158 129V133L156 134V132H157V130H156V128H159V125L161 124V122H159ZM188 120H190V119H188ZM20 121V120H19ZM17 122L19 125H20V122ZM27 121V120H26ZM38 121H40V120H38ZM42 121H43V119H42ZM120 121V120H119ZM191 121V120H190ZM34 122V121H33ZM32 122V123H33ZM102 122V121H101ZM166 122V123H165ZM260 124L262 123V122H260V121H258ZM23 123V122H22ZM159 123V124H158ZM181 123H182V125H181ZM189 123H192V122H189ZM233 123H235V122H233ZM35 124V122L32 124V125H34ZM36 124H37V122H36ZM98 124V123H97ZM256 124H257V122H256ZM263 124V123H262ZM31 125V124H30ZM29 124H27V126H30ZM94 125H96V124H94ZM99 125V124H98ZM259 125V124H258ZM14 126V125H13ZM12 126V127H13ZM21 126V125H20ZM97 126V125H96ZM96 126H94L95 128H96ZM112 126V125H111ZM158 126V127H157ZM188 126V125H187ZM190 126H192V125H190ZM240 126V125H239ZM35 127V126H34ZM88 127V126H87ZM93 127V128H94ZM156 127V128H155ZM163 129H162V128ZM11 128V127H10ZM16 128V126H14V129ZM36 128V127H35ZM91 128V127H90ZM152 128L154 129L153 131H152ZM87 129V128H86ZM151 129V132L153 133V132H155L154 133V135L153 136H156V137H158V138H160V140L159 139H157L156 137V139L157 140H155V138L153 137L151 140H152V143L154 142L156 145H154L153 144V149H155L152 153H149L150 151H148V148H150V147H146L145 145L148 143V145L149 144H152L151 143V140H148L146 137H144V134L147 132V131H149ZM192 130V129H191ZM18 131V130H17ZM16 131V133H17V135L19 134L18 132ZM33 131H35V130H33ZM181 131V130H180ZM171 132V131H170ZM177 132V131H176ZM183 132V131H182ZM28 133H29V131H28ZM163 133V132H162ZM173 135H176V134H174L175 133V130H174V133L173 132H171ZM15 134V133H14ZM30 134V133H29ZM32 134V133H31ZM82 134V133H81ZM91 134H92V132H91ZM159 134V135H158ZM179 134V133H178ZM181 134H183V133H181ZM25 135H27L28 136V134H25ZM83 135V134H82ZM81 135V136H82ZM88 135H90V132H89V134ZM161 135H163L162 136V138H161ZM80 136V138H84V136H82L81 137ZM87 136V135H86ZM85 136V137H86ZM100 136H102V135H100ZM178 136V135H177ZM181 136V135H180ZM179 136V137H180ZM188 136V135H187ZM32 137V136H31ZM172 137V136H171ZM178 137V138H179ZM79 138V139H80ZM76 139V140H75ZM163 139V140H162ZM98 140V141H99ZM158 141V142H155V141ZM162 140V141H161ZM165 140H167L168 141V145L169 146H166V147H163V150H160V148H157L158 147V145L160 144L161 145V142H163V141H165ZM80 141V140H79ZM114 142V144L113 145H118L117 146V148H114L113 146H112V144H111V142ZM150 143H149V142ZM160 141V142H159ZM166 141V142H167ZM97 141L95 140V143H96ZM166 142H163V143H166ZM94 143V144H95ZM99 143V142H98ZM157 143H159L158 145H157ZM169 143H171V144H169ZM107 145H109L111 148H112V150L113 151H109L108 153L107 152H104L103 150H104V148L107 146ZM166 145H167V143H166ZM124 146H126L128 149H126ZM144 146H145V150H143V148H144ZM150 146V145H149ZM154 146L157 148V149H159V150H156V148H154ZM183 146H185V147H183ZM123 148V149H121V148ZM160 147V146H159ZM151 148H152V146H151ZM150 148V149H151ZM107 149V151H108V149H109V147L108 148H106ZM115 149H117V150H115ZM128 150V152L126 153V151H124V150ZM149 149V150H150ZM152 149V150H153ZM110 150V149H109ZM116 151V153H114L113 154V157H111L110 159H112L113 160V158L115 157L116 158V155L118 156V155H120L121 154V156L123 155V153L124 154H126L124 157V159L122 160V162L119 164V165H117L116 167H113V168H111L110 169V167H112V166H114V164L112 165V164H110V162H109V160L110 159H108L109 157V155L107 156V157H105V156H102V155H104L103 154V152L104 153H107V154H110V152H115ZM151 150V151H152ZM185 150V149H184ZM148 151V152H147ZM33 152V151H32ZM49 152H50V150H49ZM49 152L47 151L45 154L44 153H40L42 156H44V155H46L47 153L49 154ZM52 152V151H51ZM74 152H76V150L74 151ZM27 153V152H26ZM30 153V152H29ZM29 153H27V154H29ZM92 153V152H91ZM90 153V154H91ZM39 154V155H40ZM58 154V153H57ZM83 154V153H82ZM187 154V153H186ZM185 154V155H186ZM29 155H31V153L29 154ZM28 155V156H29ZM69 155L72 157H69ZM72 155H74V154H72ZM112 155V154H111ZM110 155V156H111ZM41 156V157H42ZM47 156V155H46ZM45 156V157H46ZM56 156V155H55ZM60 156H61V154H60ZM78 156V155H77ZM85 156V155H84ZM84 156H82V157H84ZM121 156H119V158H122ZM181 156V155H180ZM179 156V158H181L182 159V161L184 160V158L182 157V156H184V154H182V156L180 157ZM186 156H188V155H186ZM186 156H184V157H186ZM191 156V155H190ZM75 157V156H74ZM104 157V160H106V159H108V164H110V167H106L108 164H106V163H103V164H105L104 166H101V164H100V162L101 161H103V162H105L104 160H101L102 158ZM23 158V159H22ZM35 158V157H34ZM38 158V157H37ZM40 158V157H39ZM53 158V157H52ZM106 158V159H105ZM114 158V159H115ZM118 158V159H119ZM60 159V158H59ZM64 159V158H63ZM65 159V160H66ZM91 159V160H90ZM190 157L188 158V159H185V161H184V163H185V165L187 164V163H190ZM51 160V159H50ZM62 160V159H61ZM60 160V161H61ZM112 160H110V161H112ZM156 160H159V162H157ZM170 160V161H169ZM173 160V159H172ZM177 160H178V158H177ZM180 160V159H179ZM189 160V162H187V161ZM59 161V160H58ZM87 161H89V162H87ZM121 161V160H120ZM67 161H64V163L63 164H65ZM114 162V160L111 162V163H113ZM117 162H119V160L117 161ZM157 162V163H156ZM165 162V163H164ZM175 162V161H174ZM181 162V161H180ZM114 163H116V159H115V162ZM136 163H138V165L136 164ZM173 163V162H172ZM171 163V164H172ZM175 163H177V162H175ZM175 163H173V164H175ZM182 163V162H181ZM184 163H182V165H181V168H179L180 166H179V164L178 165H176V166H178V168L179 169H182V167L184 168L183 170H185V165H184ZM7 164V163H6ZM17 164H15V165H17ZM62 164V165H63ZM83 164V165H82ZM99 164H100V166L101 167H105V169L104 170H109L110 169V171H109V175H108V173L106 172V174H107V176L105 177V179L103 180L102 179V181H101V183H99V181L101 180L100 178H99V181H96L97 182V186L95 187V189H94V187L93 186H91L93 183L92 182H94L93 181V179L94 178H96V177H94V175H95V173H96V170L98 171H102L103 169L101 168L100 169V166H99ZM102 164V165H103ZM117 164V163H116ZM136 164V165H135ZM158 164H161L160 166H157ZM166 164V165H165ZM170 164V165H171ZM11 165V164H10ZM15 165H13V166H15ZM62 165L60 166V168L62 167ZM112 165V166H111ZM189 165V167H190V164H188ZM188 165H186V169H187V166ZM109 166V165H108ZM50 167V166H49ZM53 167V166H52ZM14 168V167H13ZM19 168V167H18ZM51 168V167H50ZM56 168V167H55ZM169 168V167H168ZM167 168V169H168ZM176 170H178L176 167H174ZM1 169H2V171H5L4 173H2V171H1ZM15 169V168H14ZM52 169V168H51ZM60 170L59 169V167H57L56 168V170ZM20 170V169H19ZM53 170H55V169H53ZM55 170V171H56ZM75 170V169H74ZM77 171L78 173L80 172V171ZM161 170V171H160ZM171 170H173L172 168H171ZM189 170V169H188ZM16 171V170H15ZM54 171V172H55ZM61 171V170H60ZM70 171H71V169H70ZM73 171V170H72ZM163 170H162V168H160L159 169V171L158 172H162ZM174 172L173 173H175L176 171L175 170H173ZM191 171V170H190ZM189 171V172H190ZM18 172V171H17ZM52 172V171H51ZM104 172L105 171H103V174H104ZM153 172V173H152ZM158 172H156V173H158ZM167 172V171H166ZM165 172V173H166ZM189 173L187 170L185 171V173ZM19 173V172H18ZM60 173V172H59ZM72 173V172H71ZM99 173H101V172H99ZM147 173H145V175L146 176H148V175H150V173L147 175ZM168 173H170V172H168ZM168 173H166L167 175H169L167 178H166V176L165 177H163V175H161V174H159V175H161V177L160 176H157L156 174V176L155 175H152V178H154L153 176H155V177H159V179L157 178L155 181H154V179L152 180L155 184L156 183H160L161 181L163 182L165 179H170V180H168V181H166L168 184H169V187L168 186H166L165 185V183H164V185L166 186H162L163 188L165 187V188H167V190H166V192L163 190V188H160L159 186H158V184L155 186V185H153L152 183H150L151 185H147V187L148 186H155L154 188H157V187H159L160 188V190L158 191V189H155V191L157 192V193H155V191H154V193H153V197H151V198H153L157 203H156V205H155V209H166L167 211L168 210H170V211H168V212H170L169 214H171V215H169V214H167V215H169L168 217L169 218H167L166 220H168V219H170V220H168V221H170L169 223H167L170 227H169V229H171L172 227V225H173V228L175 227L174 225L175 224H178L179 225V220H180V217L183 215V207H181V205H178V204H176V205H178V207H175L174 206V204H173V206H171L172 204H170V207H172V208H170V207H167L168 205H169V203L171 202V196L169 195V194H173V193H176L177 192V183H180V182H177V181H180V179L179 180H177L176 179V175L175 174H173L172 173V171H171V174L175 177V178H170V175L171 174H168ZM186 173V174H187ZM55 174V173H54ZM70 175V177H69V175ZM103 174H100V175H103ZM18 175V174H17ZM16 175V176H17ZM68 175V176H67ZM73 175V176H72ZM98 175V174H97ZM99 175V176H100ZM165 175V174H164ZM171 175V176H172ZM2 176V175H1ZM104 176V175H103ZM144 176V175H143ZM71 177H72V179H71ZM100 177H102V176H100ZM17 178V177H16ZM69 178V179H68ZM67 181H66V180ZM98 178H96V180H97ZM95 180V179H94ZM158 180V181H157ZM177 180V181H176ZM76 181H74V182H76ZM138 181V180H137ZM136 181V182H137ZM151 181V182H152ZM169 181H171V182H169ZM16 182H17V180H16ZM15 182V183H16ZM74 182H71V181H69L68 182V184H70V183H73V184H75ZM76 182V183H77ZM133 182V183H132ZM135 182V183H136ZM161 182V183H162ZM14 183V184H15ZM166 183V184H167ZM51 184V185H52ZM67 183H66V185L68 186V187H70L71 186V184L70 185H68ZM72 184V185H73ZM95 184H93V185H95ZM133 184V185H132ZM10 185V184H9ZM50 185V186H51ZM129 185H132L131 187L129 186ZM137 185V184H136ZM162 185V184H161ZM179 185V184H178ZM180 185H181V183H180ZM11 186V185H10ZM14 186V185H13ZM153 186L152 187H150V189H152V190H154V188H153ZM184 186V185H183ZM183 186H181V187H183ZM90 187H93V189L91 188V190H92V192H89V188ZM147 187H145V188H147ZM179 187V189L181 188L180 186H178ZM12 189H13V187H11ZM164 188V189H165ZM184 188V187H183ZM12 189H10L9 191H11L10 192V194L8 193V192H6V191H4V195H7L8 194V196H11V193H12ZM148 189V188H147ZM164 191V193H169L168 194V197L167 196H165L164 195V193H163V191ZM178 189V190H179ZM182 189V188H181ZM180 189V190H181ZM6 190H8V188H6ZM57 190V189H56ZM67 190H68V188H67ZM129 190V189H128ZM127 190V191H128ZM131 190V189H130ZM141 190V189H140ZM142 190H144L143 188H142ZM185 190V189H184ZM183 189L181 190V193H183V191H184ZM3 191V190H2ZM1 191V194L3 193ZM121 191V192H122ZM147 191V190H146ZM48 192H50V191H48ZM140 192V191H139ZM150 193H152L151 191H149ZM188 192V191H187ZM146 193V192H145ZM149 193V194H150ZM163 193V194H162ZM180 193V194H181ZM35 194V193H34ZM37 194V193H36ZM39 194V193H38ZM37 194V195H38ZM59 194V193H58ZM91 194V195H90ZM141 194V193H140ZM139 194V196H146L145 194H143V192H142V194L143 195H140ZM148 194V195H149ZM166 194V195H167ZM177 194V193H176ZM176 194H173L174 196L176 195ZM178 194H179V192H178ZM185 194H187V193H185ZM184 194V196H186V197H188V196H190V195H185ZM36 195V196H37ZM41 195V194H40ZM47 195H49L48 197H47ZM53 195V196H52ZM122 195V194H121ZM172 195V196H173ZM56 196H58V195H56ZM63 196L64 195H60V196H58V197H61V199L63 198ZM118 196H119V194H118ZM137 196V195H136ZM150 196H152L151 194H150ZM170 196V197H169ZM173 196V197H174ZM181 196V195H180ZM180 196H179V199H180ZM183 196V195H182ZM181 196V197H182ZM184 196H183V198L181 199V201H182V203H180V201H179V204H183V199H184ZM5 197V196H4ZM7 197V196H6ZM12 197V196H11ZM148 197V196H147ZM147 197H146V199H147ZM185 197V198H186ZM10 198V197H9ZM22 198L24 199V200H22ZM55 198V197H54ZM149 198V197H148ZM196 198V197H195ZM195 198L194 197H191V200L192 199H194L195 200ZM1 199H3L2 197H1ZM0 199V200H1ZM5 199V198H4ZM52 199V198H51ZM51 199H49L50 201H53V200H51ZM88 199V200H87ZM118 199V198H117ZM137 199H140V197H138ZM144 199V198H143ZM146 199H144L145 201H146ZM176 199V198H175ZM179 199H176L175 201L176 202H178V200ZM7 200H8V198H7ZM20 200V199H19ZM38 200V201H39ZM152 200V199H151ZM151 200H149V201H151ZM172 200H174V198L172 199ZM185 200H187V198L185 199ZM184 200V201H185ZM20 201V202H21ZM115 201H116V199H115ZM136 201H138V200H136ZM141 201V200H140ZM148 201V202H149ZM2 202V201H1ZM0 202V203H1ZM5 202V201H4ZM9 202V201H8ZM13 202V204H14V200L12 201ZM40 202V201H39ZM43 202V201H42ZM174 202V201H173ZM3 203V202H2ZM2 203L0 204V208H1V206L4 208V211L6 210L5 209V207H6V205L4 204V205H2ZM10 203V202H9ZM22 203H20V204H18V205H22ZM28 203V202H27ZM26 203V204H27ZM33 203V202H32ZM36 203V202H35ZM92 203V202H91ZM139 203V202H138ZM172 203V202H171ZM186 203L188 204V203H190V200H189V202H187L186 201ZM6 204H7V202H6ZM25 204V203H24ZM23 204V205H24ZM31 204V203H30ZM29 203H28V207L27 208H29L30 205ZM114 204V203H113ZM185 204V203H184ZM183 204V205H184ZM191 204V203H190ZM37 205H38V203H37ZM130 205V204H129ZM132 205V204H131ZM137 205V204H136ZM136 205H135V207L134 208H132V211H133V209L135 210V208H137L138 209V207H136ZM139 205H141V203H139ZM10 206H13V205H10ZM35 206V205H34ZM134 206V205H133ZM16 207V206H15ZM105 207V206H104ZM103 207V208H104ZM129 207V206H128ZM140 207H142V206H140ZM140 207H139V209H140ZM180 207V208H179ZM3 208H1V209H3ZM7 208V207H6ZM37 208H39V205H38V207H36V209ZM88 208V209H87ZM92 208H90V210H92ZM143 208H145L146 210H147V208L148 207H143ZM142 208V209H143ZM181 208H182V210H181ZM30 209V208H29ZM86 209H87V211H86ZM137 209H136V213H137ZM145 209H144V211H145ZM187 209V208H186ZM148 210H149V208H148ZM148 210H147V212H148ZM152 210H154V209H152ZM152 210H150V211H152ZM165 210V211H166ZM41 211V210H40ZM43 211H41V212H43ZM98 212L97 213H99V210H97ZM140 211H141V209H140ZM139 211V212H140ZM143 211V210H142ZM142 211H141V216H143L142 214H144V215H146L145 214V212H143L142 213ZM165 211H163V212H165ZM166 211V212H167ZM3 212V211H2ZM26 212V211H25ZM29 212H31V211H29ZM28 212V213H29ZM90 212H92V211H90ZM103 212V211H102ZM125 212H127V211H125ZM159 211H157V213H158ZM162 212V211H161ZM166 212H165V214H166ZM182 212V213H181ZM4 213H6L7 214V212H4ZM27 213V212H26ZM93 213V212H92ZM130 213V212H129ZM154 213H156V212H154ZM184 213H186V212H184ZM3 214V213H2ZM5 214V215H6ZM91 213H89V215H90ZM95 214V213H94ZM94 214H91V215H93V216H90L89 217V215H88V218H87V221H89V222H87V225L85 226L84 224H83V229L81 230V232L79 233L80 234V236H81V244L79 245V247L81 246V250L80 251H82V253L79 251V247L74 251V252H76L77 250V252L76 253H78V252H80L82 255H83V250L82 249H84L85 248V246L84 245H86L85 243H84V240L87 238V241L89 242V240H88V238L90 237V234L92 233V232H94L95 231V228L94 227H96V225L97 224H95L96 222L98 223V221H100L101 222V220L99 219L100 217H102L101 215H94ZM100 214H101V211H100ZM122 214H124V212L122 213ZM163 214V213H162ZM164 214V215H165ZM19 215H20V213H19ZM30 215V214H29ZM29 215H26V216H29ZM33 215V214H32ZM36 215V214H35ZM104 215V214H103ZM132 215V214H131ZM134 215H136L135 213H134ZM139 215V214H138ZM150 215V214H149ZM148 215V217H149V219L147 218V216H145L146 217V219H148V221L149 222H145V217H143L144 219L141 221L142 222V224L144 225H142V235H141V240H140V242H137L138 243V245H142L143 247H144V245H146L149 241H152L153 239H151V237H153V236H155V233H154V230H153V226L156 224L157 225V223H155V222H150V217H152V216H149ZM151 215H154V214H152L151 213ZM159 215H160V212H159ZM2 216V215H1ZM9 216V215H8ZM125 216V215H124ZM129 216V215H128ZM127 216V217H128ZM160 216H162L161 218L162 219H160ZM160 216H158V218L163 222V217H165V216H163V215H160ZM15 217V218H14ZM21 217V216H20ZM104 217V216H103ZM102 217V218H103ZM132 217H133V215H132ZM155 217V220L156 219H158V218H156V216H154ZM154 217L152 218V221H153V219H154ZM171 217V218H170ZM185 217V216H184ZM8 218V217H7ZM10 218H12V217H10ZM10 218H8V219H10ZM23 218H25V215H24V217ZM33 218H35V217H33ZM82 218V217H81ZM101 218V219H102ZM125 218V217H124ZM129 218V217H128ZM135 219H136V217H134ZM194 218V217H193ZM197 218V217H196ZM4 219V218H3ZM118 219H121V221L119 220V222L121 223H123V222H125V223H127L126 221H124V220H122V218H118ZM117 219V220H118ZM131 219V218H130ZM140 218L138 217V219L137 220H139ZM184 218H182L181 220H183ZM199 219V218H198ZM215 219V218H214ZM76 220V221H77ZM86 220V219H85ZM103 220H104V218H103ZM116 220V221H117ZM127 220V219H126ZM159 220V221H160ZM166 220L164 219V221L166 222ZM200 220H201V218H200ZM199 220V221H200ZM212 220V219H211ZM4 221V220H3ZM34 221V220H33ZM116 221H115V223H116ZM131 222H133L132 220H130ZM138 222L137 221V223L139 224H141V222ZM143 221H144V223H143ZM167 221V222H168ZM203 221V224L205 223H207V222H204L205 220H202ZM202 221H200V223L202 224ZM22 222V221H21ZM118 222V221H117ZM135 222V221H134ZM23 223V222H22ZM25 223H27V222H25ZM31 223V222H30ZM119 223V224H120ZM128 223H129V221H128ZM159 223H161V222H159ZM159 223H158V225H159ZM197 223H199L198 222V220H197ZM199 223V224H200ZM209 223V222H208ZM139 224V225H140ZM162 224V223H161ZM198 224V225H199ZM200 224V225H201ZM95 225V226H94ZM125 225V224H124ZM138 225V226H139ZM149 225V226H148ZM157 225V226H158ZM164 226L166 225V224H163ZM168 225H166L165 226V230H166V228L168 229ZM116 226V225H115ZM120 226V225H119ZM127 226V225H126ZM205 226V225H204ZM114 227V226H113ZM132 227H134L133 226V224H132ZM141 227V226H140ZM155 227V226H154ZM161 227H163V226H161ZM177 227V226H176ZM175 227V228H176ZM179 227V226H178ZM177 227V228H178ZM158 228V227H157ZM172 228V229H173ZM24 229V228H23ZM97 229V228H96ZM114 229H116V228H114ZM118 229H119V227H118ZM122 229V228H121ZM126 229V228H125ZM132 229V228H131ZM163 229V231H165ZM123 230H124V228H123ZM7 231V232H6ZM118 231V230H117ZM127 231V230H126ZM133 231V230H132ZM131 231V232H132ZM163 231H160V232H163ZM169 231V230H168ZM137 232H139V231H137ZM159 232V231H158ZM159 232V233H160ZM132 233H134V232H132ZM153 233H154V235H153ZM159 233H157V234H159ZM63 234H66V236H65V238L63 239V238H61V240H58V238L60 237V236H62ZM113 234V233H112ZM120 234V233H119ZM129 234V233H128ZM166 234V233H165ZM168 234V233H167ZM108 235V234H107ZM5 237H6V235H4ZM123 236V235H122ZM139 236V235H138ZM212 235H210V237H211ZM215 236V235H214ZM214 236H212V237H214ZM220 236H221V234H220ZM206 237V236H205ZM204 236H203V239L205 238ZM216 237L217 236H215V239H216ZM222 237V236H221ZM221 237H219V235H218V237L217 238H219V240H221ZM155 238V237H154ZM159 239L160 237H156V239ZM224 238L225 237H223V239L222 240H224ZM3 239V238H2ZM7 239V240H6ZM163 239V238H162ZM196 239V238H195ZM197 239H198V237H197ZM206 239V238H205ZM205 239H204V243H205ZM212 239V238H211ZM214 239V238H213ZM214 239V240H215ZM115 240V239H114ZM160 240V239H159ZM206 240H208V238L206 239ZM217 240V239H216ZM218 240V241H219ZM226 240V239H225ZM2 241V240H1ZM76 241V240H75ZM120 241V240H119ZM172 241V240H171ZM210 241V240H209ZM2 242V243H3ZM72 242V241H71ZM70 242V244H74V243H71ZM152 242H156V240L155 241H152ZM176 242V241H175ZM174 242V243H175ZM208 242V241H207ZM206 242V243H207ZM216 242V241H215ZM220 242V241H219ZM84 243V244H83ZM105 243V242H104ZM116 243V242H115ZM120 243V242H119ZM173 243V242H172ZM177 243V242H176ZM176 243H175V245H176ZM203 243V244H204ZM217 243V242H216ZM110 244V243H109ZM160 244V243H159ZM163 243H161V245H162ZM170 244V243H169ZM210 244V243H209ZM212 244V243H211ZM210 244V245H211ZM87 245H88V243H87ZM171 245V244H170ZM178 245V244H177ZM198 245V244H197ZM218 245V244H217ZM83 246H84V248H83ZM225 246V245H224ZM71 247H74V246H71ZM159 247V245H157V248ZM210 247V246H209ZM214 247H216V246H214ZM87 248V247H86ZM161 248V247H160ZM169 248V247H168ZM171 248V247H170ZM203 247H200V250L202 249ZM210 248H212V247H210ZM71 249V248H70ZM111 249H112V247H111ZM167 249V248H166ZM173 249V248H172ZM171 249V250H172ZM222 249V248H221ZM65 250V251H66ZM72 250V249H71ZM105 250V249H104ZM126 250V249H125ZM146 250H148V251H150L149 250V248L147 247V249ZM154 250H155V248H154ZM160 250V249H159ZM178 250V252L177 253H179V249H177ZM197 250H199L198 248H197ZM207 250L209 251L208 253H206V256L209 254L210 255V250L208 249V246H207ZM207 250H206V252H207ZM218 250V249H217ZM130 251V250H129ZM147 251V252H148ZM156 251V250H155ZM161 251V250H160ZM165 251H167V250H164V252ZM181 251H182V249H181ZM203 251V250H202ZM201 251V253H202V257H201V255L199 256L203 261H204V255H203V253L205 252V251H203L202 252ZM211 251H214L213 249L211 250ZM107 252H109V251H107ZM140 252V251H139ZM157 252V251H156ZM197 252H199V251H197ZM196 252V253H197ZM216 252V250L214 251V253ZM220 252V251H219ZM225 252V251H224ZM223 252V253H224ZM133 253V252H132ZM150 253V252H149ZM195 253V252H194ZM193 253V254H194ZM74 254V253H73ZM155 254V253H154ZM153 254V255H154ZM161 254V253H160ZM165 254V253H164ZM172 255H173V252L171 253ZM191 254V253H190ZM211 254H212V252H211ZM219 254V253H218ZM222 254V251H221V253H220V255ZM225 254V253H224ZM223 254V255H224ZM68 255V254H67ZM67 255H66V258H67ZM69 255H71V257H72V254H69ZM75 255V254H74ZM74 255H73V258H75L74 257ZM161 255H163V254H161ZM170 255V254H169ZM217 254L215 253V258H217L218 256H216ZM147 256V255H146ZM165 256H166V254H165ZM3 257V258H2ZM69 257V256H68ZM101 256H99V258H100ZM151 257V256H150ZM149 257V258H150ZM169 257V256H168ZM172 257V256H171ZM195 257V256H194ZM198 257V258H199ZM210 257V256H209ZM213 257V256H212ZM219 257H222V255L221 256H219ZM224 257V256H223ZM226 257V256H225ZM81 258H82V256H81ZM126 258V257H125ZM163 258H164V255H163ZM215 258H213V259H215ZM256 258V257H255ZM258 258V257H257ZM152 259H154L151 263H149V264H162L161 263V259H162V257L160 256V255H156V256H154ZM171 259V258H170ZM195 259V258H194ZM213 259H211V260H213ZM220 259V258H219ZM222 260L224 259V258H221ZM220 259V260H221ZM263 259V258H262ZM66 260V259H65ZM75 260V259H74ZM74 260H70V261H74ZM148 260H150V259H148ZM193 260V259H192ZM208 260V259H207ZM211 260L209 261L210 262V264H212V262L214 263V261H212L211 262ZM254 260V259H253ZM77 261V260H76ZM75 261V262H76ZM109 261V260H108ZM196 261V260H195ZM197 261H198V259H197ZM219 261V260H218ZM217 261V262H218ZM224 261V260H223ZM1 262H2V260H1ZM66 262V261H65ZM97 262V261H96ZM192 262V261H191ZM208 262V261H207ZM207 262H206V260L204 261V263H206L207 264ZM209 262H208V264H209ZM216 262V263H217ZM219 262H221V261H219ZM218 262V263H219ZM67 263V262H66ZM65 263V264H66ZM131 263V262H130ZM132 263H134L133 261H132ZM137 263V262H136ZM141 263H143V261L141 262ZM147 263H148V261H147ZM193 263H195V264H197L198 262H193ZM203 263V264H204ZM217 263V264H218ZM224 263V262H223ZM260 263H261V261H260ZM259 262L257 263V264H260ZM144 264V263H143ZM191 264V263H190ZM200 264H201V261H200ZM215 264V263H214ZM220 264H222V263H220ZM226 264V263H225ZM241 264V263H240ZM250 264H253V262H251Z\"/></svg>",
    "mask_w": 264,
    "mask_h": 264
}]
</instances>
